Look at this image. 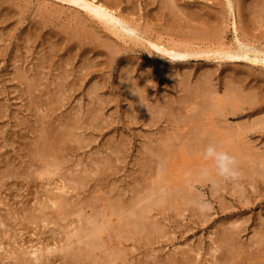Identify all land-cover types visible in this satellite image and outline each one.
<instances>
[{
	"label": "rangeland",
	"instance_id": "1",
	"mask_svg": "<svg viewBox=\"0 0 264 264\" xmlns=\"http://www.w3.org/2000/svg\"><path fill=\"white\" fill-rule=\"evenodd\" d=\"M6 1H9V2H6ZM13 3L16 1V0H11ZM18 1V2H17ZM16 2L17 3H19L18 5L16 4V2L14 3V5H13V3L12 2H10V0H0V36H2L1 38H0V103H1V106H0V124L1 123H3V125H1L0 126V131H2V132H0V137H1V139H0V155H3V154H5V152H7L8 154H6L7 156V158H3V157H0V159H2L4 162H8L9 163V167L8 168H10V170H12L11 171V175L9 176V177H12V178H9V177H4V178H2V177H0V214L2 213V215L4 214H6L5 216H7L8 215V221H6V220H4V222L2 223V219L0 220L1 221V223L2 224H6V225H2L1 223H0V229H1V226H3V227H5V228H7V226H8V228H11V229H7V231L5 230V228L3 229V232H4V230H5V232L4 233H6L7 232V235H5L4 233H0L1 235H3L4 234V236H1L0 235V238H2V239H0V242H2V243H0L1 245V247H0V264H15V263H17V264H59L60 262L62 263L63 261H64V264H72L73 263V261H74V259H71L70 257V254H64V252H63V250L60 252V250L58 251H54V243L57 245H59V240H62V239H65L66 240V238L67 237H69L70 239V241H71V243L72 244H74V242L73 241H76L77 239H76V236H74V234H75V232L73 231L72 232V234H67V232H69V230L71 229V228H74L75 226H74V224H76V223H74L73 222V219H75L74 221H76V219H77V216H84V215H86V216H88V212L87 211H89L90 212V214H91V209H88V207L89 206H91L90 208H92L93 209V207L95 208V207H98V205H100L101 203H100V199L101 198H106L105 199V201H107L108 199H110V197L113 195H115V197L118 195V193L119 192H121L122 190H124L123 192H124V194H122V197L123 198H128L129 196H130V193L132 192V189H130V187L132 186V188L134 189L135 187L137 188L139 185V187L137 188V190H140V189H143V187L141 188V186H143L144 185V187L146 188L148 185H146L145 183H149V181H151L150 180V178L152 179L153 177H151L152 175H155V174H157V172H158V170L160 169V168H158L157 166H160L159 165V162H158V160L157 159H155L154 158V156L153 155H151V154H153V153H149L147 150H146V148L144 147L145 145H143V144H146L147 142L148 143H150V141H155V138H157V136H158V134H159V132L161 133V134H163V131H162V129H163V124L162 125H160L159 124V128H154V127H152L151 128V130L150 129H148L146 126H144V125H142V123L141 122H137L136 123V125L135 126H129L128 127V123H129V119L127 120V118H128V116H127V114L126 113H128V115L130 114V112H129V106H128V102H127V100H125V95H123V94H125L124 93V91L122 90V89H124V86L125 85H123L122 83H121V81L120 80H122L121 78H125V76H124V74H123V77H122V75H121V77H120V73H122V72H120L122 69H123V73H126V74H130V76H131V79L133 80H139V81H141L140 79H142V78H146V77H144V76H151L150 78H152V79H146L147 81H148V83H147V81L144 83V84H146L148 87H149V93L153 96V98H154V100L155 99H157V98H160L162 95H163V97L165 98H163L162 97V99L163 100H170V99H175L176 97H177V95H178V92H176L175 90H173V88L172 87H170L171 89H168L169 88V86H173V84H174V82H176V81H178L179 79H182L181 77H183V71H186L187 70V74H189L190 75V77H191V79L190 80H192V81H190L189 80V84L190 85H192L193 83H194V81L196 82V80H198V77H199V75L201 74V72H203V71H205V70H211L212 72H213V74H214V77L215 78H213V79H215V80H213V83H216L217 84V86L216 87H218L219 88V93L222 91V84L226 81V80H228V75H227V70H228V68L229 69H231L230 68V66H229V63H228V65H227V63L226 62H222V61H217V62H219V63H216V64H214L215 63V60L213 61L212 59H209V58H205V54H197L196 56H191V57H185V58H178V57H172V59L171 58H168V55L167 54H165V53H163V52H161L162 54H160V51H158V50H155L154 49V47L153 46H151L150 47V45H148V44H140V43H136L135 42V44H134V40H131V39H129V38H127V37H120V36H118L117 37V35H114V36H112L111 35V32L110 31H108L107 29L106 30H104L105 28L104 27H101L102 25L101 24H99V22H97V21H95L96 19H93V18H91V16H89L88 17V15L86 14V12H84V10H82L83 8L82 7H79V6H77V5H73V3H69V2H67V1H64V0H27V1H25V0H17ZM103 1H105V0H100L99 2H103ZM113 1V2H112ZM236 1V2H235ZM252 1V2H251ZM255 1V2H254ZM25 2H28V3H25ZM42 2V3H41ZM44 2V3H43ZM152 2V3H151ZM160 2V3H159ZM174 2L176 3V5L178 6L179 5V7H177V8H183L184 10H182V12H181V10L179 9V11H178V16H176V17H174V18H171V17H169V15H167L168 14V11L166 10V9H162L161 10V0H151L150 2H149V0H146V1H144V0H111V2H110V0H106L105 1V3H107V4H109V6H112L113 5V8H115V12H119L120 10V12H123V10H124V13H126V15L127 16H130L131 14V16H130V18L131 19H134L133 21H134V23L135 24H137L139 27H141L140 29H144V31H145V33H144V35H146L147 36V32L149 33L148 34V37H147V39H149V40H151V41H154V40H160V41H163L164 43H166V42H172V40H174L172 43H176L177 41H179V40H186V41H195L196 40V42L199 40V38H198V36L196 35V34H194L193 33V31L192 30H194V29H196L197 27H198V29L200 30V28L204 25V24H206L207 23V21H205V22H201V21H203L202 19H204L205 17H206V19L205 20H207V19H211V15L212 14H214V15H216V17H221V14L223 13L222 11L223 10H225L226 9V4H224V2H225V0H174ZM231 2H232V5L234 6V8L236 7V5L237 4H240V3H242L243 4V13H242V15H241V17H242V19H238L237 18V13H236V10H235V18H236V20H237V22H238V20H240L239 21V23H237V27L242 31V33L244 32V33H246V35L248 36V38L250 39V41H251V43H253V45L255 46L254 48H256L257 47V49L258 50H260V48H264L263 46H264V19H260L259 21H258V16L254 13V11H257V10H254V9H258V7L263 3L264 4V0H231ZM249 2H251V3H249ZM257 2H258V4H257ZM8 3V4H7ZM11 3H12V5H11ZM22 3H24V5L22 4ZM104 3V2H103ZM104 3V4H105ZM112 3V4H111ZM116 3V4H115ZM126 3H128V4H126ZM148 3V4H147ZM235 3V4H234ZM6 4V5H5ZM15 4H16V6H15ZM22 4V5H21ZM45 4V5H44ZM150 4H152V5H150ZM196 4H198V6L196 5ZM202 6H201V5ZM222 4V5H221ZM250 4H252V5H250ZM260 4V5H259ZM3 5V6H2ZM146 5H148V7L146 6ZM183 5V6H182ZM187 5V6H186ZM205 5V6H204ZM221 5V6H220ZM247 5V6H246ZM10 6V7H9ZM20 7V9L22 10L21 12L20 11H18V10H20V9H18V10H16V8L15 9H13L14 7ZM24 6V7H23ZM128 6V7H127ZM159 6V7H158ZM216 6V7H215ZM248 6H252V8H254L253 9V11H252V9L250 10V8L251 7H249L248 8ZM3 7V8H2ZM23 9H22V8ZM200 7H205V9L208 7H210L211 8V12L213 11L212 9H214V12L211 14V15H208V13H207V10L206 11H204L205 9L203 8L202 9V11H200L198 8H200ZM225 7V8H224ZM246 7L249 9V10H247L246 9ZM9 8V9H8ZM118 8V9H117ZM186 8V9H185ZM189 10H188V9ZM190 8H192L191 10H190ZM196 9V11H195V9ZM207 8V9H208ZM209 8V9H210ZM42 9V10H41ZM45 9V10H44ZM120 9V10H119ZM127 9H129V12L131 13L130 15H129V12H126V11H128ZM130 9H132V10H130ZM148 9V10H147ZM155 9V10H154ZM219 9V10H218ZM223 9V10H222ZM245 9V10H244ZM119 10V11H118ZM153 10L155 11V12H153ZM186 10V11H185ZM9 11V12H8ZM24 11V12H23ZM44 11H46V12H44ZM132 11V12H131ZM156 11H158V13H156ZM194 11V12H193ZM200 11V12H199ZM218 11H219V13H218ZM246 11V12H245ZM248 11V12H247ZM251 11V12H250ZM23 12V14H21ZM151 12V13H150ZM185 12H187V14L185 13ZM188 12H189V14L190 15H188ZM195 12H197V13H195ZM199 12V13H198ZM220 12H222L221 14H220ZM42 13V14H41ZM46 13V14H45ZM48 13V14H47ZM50 13H51V16H50ZM123 13V14H124ZM148 13H150V14H148ZM165 13V14H164ZM205 13V14H204ZM217 13V14H216ZM248 13L250 14V15H248ZM4 14V15H3ZM39 14H41V15H39ZM43 14H45V15H43ZM134 14V15H133ZM140 14V15H139ZM161 14V15H160ZM198 14H200L201 15V18L198 20L197 19V17H199L200 15H198ZM219 14V15H218ZM6 15H7V17H6ZM17 15V16H16ZM21 15V16H20ZM150 15H152V16H150ZM153 15H155V16H153ZM180 15V16H179ZM182 15H183V17H182ZM193 15V16H192ZM203 15H205V16H203ZM247 15V16H246ZM34 16V17H33ZM40 16V17H39ZM159 16H160V19H158L159 18ZM163 16V17H162ZM227 16V15H226ZM136 17V18H135ZM137 17H138V19H137ZM154 17V18H153ZM167 17V18H166ZM180 17V18H179ZM194 17V18H193ZM208 17V18H207ZM38 18H40V19H38ZM91 18V19H90ZM147 18V20H144V19H146ZM149 18V19H148ZM151 18V19H150ZM162 18V19H161ZM170 18H171V20H170ZM179 18V19H178ZM229 18V17H228ZM240 18V17H239ZM255 18V19H254ZM264 18V17H263ZM46 19V20H45ZM52 19V20H51ZM89 19L91 20V21H89ZM141 19H142V21H141ZM181 19V20H180ZM231 19V17L229 18V20ZM254 19V20H253ZM34 20V21H33ZM42 20V21H41ZM135 20H138V21H135ZM152 20H154V21H156V20H158L159 22H157V23H155L154 21V24L152 25L151 23H152ZM163 20H165L166 21V23H165V21H163ZM174 20H175V23H176V25H177V27H179V28H175V27H173V25L175 24L174 23ZM188 20V21H187ZM196 20V21H195ZM252 22H251V21ZM49 22V23H46V22ZM148 21V22H147ZM149 21H150V23H149ZM165 23H163V22ZM179 21V22H178ZM184 21V22H183ZM193 21H195V22H193ZM258 23H257V22ZM79 22H83V26H82V29H83V31L86 29H84V27H90L88 30L86 29V31H88V32H85V33H89L88 35H82L81 33L83 32L82 31V29L80 30V29H78V27H79ZM95 22V23H94ZM137 22V23H136ZM167 22H168V25H167ZM179 24H178V23ZM191 22V24H189ZM250 22H251V24H250ZM256 23V24H252V23ZM41 23V24H40ZM91 23H93V24H91ZM98 23V24H97ZM143 23H145L146 24V26H145V24L144 25H142ZM161 23H163L164 25H167V26H164L163 24H161ZM170 23H171V25H170ZM196 25H194V24ZM198 23V24H197ZM243 23V24H242ZM260 23L262 24L261 26H260ZM44 24V25H43ZM79 24V25H78ZM82 24V23H81ZM141 26H140V25ZM159 24V25H158ZM188 24L190 25V27H192L191 29H190V27H188ZM41 25H43V27L41 26ZM99 25V26H98ZM150 25V26H149ZM155 25H156V28H155ZM161 25V26H160ZM179 25V26H178ZM187 25V26H186ZM253 25V26H252ZM39 26L41 27V28H43V29H41V28H39ZM78 26V27H77ZM142 26H144V27H142ZM154 26V27H153ZM159 26V27H158ZM172 28H170V27ZM182 28H189L188 30H187V28H186V30L188 31V32H186V30H183V29H181V27ZM92 27V28H91ZM95 27V28H94ZM97 27V28H96ZM147 27V28H146ZM150 27V28H149ZM163 27V28H162ZM195 27V28H194ZM39 28V29H38ZM76 28V29H75ZM79 28H81V27H79ZM102 28H103V31H102ZM154 28V29H153ZM230 26H228V31H226V32H228L227 34L225 33V35H224V41H226L227 42V44L229 45V44H232V39H228V38H232L233 37V33H232V28H230ZM74 29L75 30H80L81 32H79V33H77L78 34V38H79V34L83 37V40H82V38H81V36H80V38L79 39H81V40H78V38H76L77 36H72L73 34V32L72 31H74ZM90 29H92V31L91 32H89L90 31ZM147 29V30H146ZM152 29V30H151ZM163 29V30H162ZM165 29V30H164ZM176 29H179V30H182V31H184V32H182V31H179V30H176ZM246 29V30H245ZM257 29V30H256ZM97 30V31H96ZM151 30V31H150ZM155 30V31H154ZM176 30V31H175ZM197 30V29H196ZM231 30V31H230ZM251 30V31H250ZM66 31V32H65ZM76 31V32H77ZM99 31V32H98ZM105 31H107V33L105 32ZM163 33H162V32ZM173 31H175V32H173ZM179 31V32H178ZM231 33H230V32ZM31 32V33H30ZM76 32L74 33V35L76 34ZM92 32H94L93 34H92ZM103 32V33H102ZM109 32H110V34H109ZM166 32V33H165ZM168 32V33H167ZM191 32V33H190ZM252 32V33H251ZM2 33H3V35H2ZM51 33V34H50ZM97 33V36L96 37H94V35ZM152 33H153V35H152ZM159 33V34H158ZM179 33V34H178ZM189 33V34H188ZM255 33V34H254ZM68 34V35H67ZM76 34V35H77ZM93 35V37H91L92 35ZM104 36H103V35ZM151 34V35H150ZM155 34V35H154ZM158 34V35H157ZM165 34L166 36L164 37L163 35ZM168 34V35H167ZM173 34V35H172ZM177 34V35H176ZM187 34V35H186ZM159 35H161L162 36V38L161 37H159ZM228 35H229V37H228ZM256 37H255V36ZM258 35V36H257ZM68 36V37H67ZM88 36V37H87ZM90 36V37H89ZM117 38H116V37ZM154 36V37H153ZM167 36H168V38H167ZM181 36V37H180ZM187 36V37H186ZM232 36V37H231ZM252 36V37H251ZM24 37H26L27 39V41L25 40V38ZM98 37V38H97ZM101 37V41H103L102 39H106V38H108V40H109V42L111 41L112 43H104V42H107L106 40H104V42H102V43H104L103 45H101L102 43L100 42V41H98V40H100L99 38ZM154 39H153V38ZM156 37H158V38H156ZM175 38V39H173V38ZM195 37V38H194ZM74 38V39H73ZM92 38V39H91ZM97 38V39H96ZM156 38V39H155ZM194 38V39H193ZM1 39H3V41H1ZM63 39H65V40H63ZM73 39V40H72ZM87 39H90V41L89 40H87ZM124 39V40H123ZM164 39H166V40H164ZM172 39V40H171ZM8 40V41H7ZM22 40V41H21ZM70 40H72V41H70ZM76 40H78L77 42H76ZM91 40H94V42H91ZM123 40V41H122ZM131 40V41H130ZM262 40V41H261ZM29 41H31L32 43L31 44H29L28 42ZM65 41V42H64ZM88 41L90 42V45L88 46ZM95 41H96V43H95ZM64 42V43H63ZM73 44H72V43ZM98 42H99V44H98ZM230 42V43H229ZM29 45H28V44ZM56 43V44H55ZM65 43H68V46H67V44H66V46H65ZM70 43V44H69ZM80 43V44H79ZM94 43H95V45H94ZM191 43V42H190ZM192 43H195V42H192ZM23 44H27V50H26V48L24 47V45ZM75 44V45H74ZM77 44V45H76ZM93 44V45H92ZM111 44L113 45V46H116L114 49L113 48H111L112 49V51L110 50V46H111ZM262 44V45H261ZM6 45V46H5ZM49 45V46H48ZM64 45V46H63ZM70 45V46H69ZM101 45V46H100ZM106 45L108 46L109 45V47H108V49H107V47H106ZM145 45V46H144ZM203 45H207L206 43H203ZM5 46V47H4ZM17 46V47H16ZM33 46V47H32ZM88 46V47H87ZM105 46V47H104ZM149 46V47H148ZM197 47V46H199V47H201L200 46V44L199 43H196V44H194L193 45V47ZM35 47V48H34ZM41 47V48H40ZM43 47V48H42ZM46 47H48V48H46ZM49 47H50V49H49ZM63 47V48H62ZM260 47V48H259ZM101 48V49H100ZM16 49V50H15ZM31 49V50H30ZM32 49H34V50H32ZM38 49H40V50H38ZM45 49V50H44ZM98 49H100V50H98ZM103 49V50H102ZM17 50H18V52H17ZM30 50V51H29ZM35 50H37V51H35ZM47 50H49V51H47ZM27 51V52H26ZM51 51V52H50ZM4 52V53H3ZM26 52V53H25ZM40 52V53H39ZM50 54H49V53ZM57 52V53H56ZM7 53V54H6ZM22 53V54H21ZM32 53V54H31ZM46 55H45V54ZM48 53V54H47ZM54 53V54H53ZM24 54H26L25 56H24ZM57 54V55H56ZM85 54H87V55H85ZM98 54V55H97ZM108 54V55H107ZM19 55V56H18ZM21 55H23V57L21 56ZM34 55V56H33ZM85 55V56H84ZM94 55H95V57H94ZM101 55V56H100ZM166 55V56H165ZM26 56H28V58L26 57ZM35 58L34 60H33V57ZM52 56H54V57H52ZM69 56V57H68ZM91 56H92V60H90V58H91ZM97 56V57H96ZM100 56V57H99ZM106 56H109V57H106ZM36 57H37V59H36ZM42 57V61H44L45 63H43V62H41V60H38V59H40ZM63 57H67V58H65V60H66V62H65V60H64V58ZM86 57V58H85ZM94 57V58H93ZM170 57V56H169ZM14 58H15V60H16V63H14ZM55 58V59H54ZM89 58V59H88ZM109 58V59H108ZM112 58V59H111ZM4 59V60H3ZM12 59V60H11ZM30 59V60H29ZM50 59V60H49ZM81 59H83L82 61H84V62H82L81 61ZM87 59H88V61H87ZM12 61V63H14V64H11V61ZM32 60V61H31ZM64 60V61H63ZM68 60V61H67ZM70 60V61H69ZM107 60V61H106ZM65 62L64 63V65H63V62ZM86 61V62H85ZM90 61V62H89ZM242 61H244V62H242ZM36 63V62H40L41 64H42V66H43V68L44 69H40V68H34V72H37L39 69V72L40 71H42L41 72V74H40V79L41 78H43V79H41L39 82L42 84V82H45L44 84H40L39 86H38V88H33L32 90H31V92H33L34 93V97H35V95H37L38 94V96H36V100H38V102H36V100L33 98V97H29V95H30V93H26V92H23L24 91V86L23 85H21L22 84V82H21V80H19V83L17 84V80H18V77L17 76H15V74H14V72L17 70L18 72H19V70H21V68H23V70H21L22 72H26V74H28L27 76H29V75H31L32 76V66H35L34 65V63ZM94 62V63H93ZM32 65V66H28V65H30V64ZM48 63V64H47ZM59 63V64H58ZM82 65H80V64ZM85 63H87V65L89 64V66H86V64H85V66H84V64ZM93 63V64H92ZM96 63V64H95ZM107 63V64H106ZM222 63V64H221ZM246 63V64H245ZM248 63H250V64H248ZM18 64V65H17ZM55 64V65H54ZM68 64V65H67ZM80 65L79 67L77 66V65ZM100 64V66H99V68L100 69H98V65ZM214 64V65H213ZM255 64V65H254ZM44 65H46V67H47V70L45 69L46 67H44ZM51 65H52V67H51ZM60 67H59V66ZM62 65V66H61ZM93 65L94 66H96V67H94V69H91V68H93ZM126 65V66H125ZM129 67H128V66ZM215 65H217L216 66V68H214L215 67ZM221 65V66H220ZM237 65H238V67H235L234 69H236V68H244L246 71H247V69H248V72L250 71L251 73H250V77L248 78V79H250V80H252V81H250L251 83L252 82H254L255 83V86H257V87H259L260 86V88L262 87L263 89H261L262 91V93L264 94V65H262L261 63H253V62H250V61H248V60H246V62H245V60H241V61H239V62H237ZM12 66H13V69H11L12 68ZM22 66V67H21ZM54 66H56V67H59L58 69L55 67L54 68ZM75 66H76V69H75ZM84 66V67H83ZM92 66V67H91ZM101 66H103L102 68L103 69H101ZM150 66V67H149ZM155 66V67H154ZM213 68H212V67ZM243 66V67H242ZM255 66V67H254ZM260 66V67H259ZM263 66V67H262ZM29 67V68H28ZM31 67V68H30ZM62 67V68H61ZM80 67L82 68V69H80ZM86 67H87V69H86ZM209 67H211L210 69H209ZM222 67V68H221ZM225 67V68H224ZM246 67V68H245ZM18 68H20V69H18ZM51 68V69H50ZM72 68V69H71ZM170 68V69H169ZM175 68H176V71H172V70H175ZM207 68V69H206ZM30 69V70H29ZM57 69V70H56ZM71 69V70H70ZM84 69V70H83ZM98 69V70H97ZM126 69L127 70H129L128 72L129 73H127V71H126ZM219 69V70H218ZM14 71V72H11V71ZM45 70L46 71H48V72H45ZM54 70V71H53ZM62 70V71H61ZM73 70V71H72ZM77 70L78 71H80V72H82V73H80V72H77ZM172 72H171V71ZM214 70H215V72H214ZM222 70V71H221ZM252 70V71H251ZM17 71L15 72L16 74H17ZM57 71H59V72H61L63 75L64 74H66L65 75V77H63L62 78V74H60V75H58L59 73L57 72ZM68 71H70V72H68ZM126 71V72H125ZM145 71V72H144ZM154 71V72H153ZM167 71H168V73H169V71H170V73L171 74H168V75H172L173 76V73H175L174 74V76L171 78V77H169L168 75H167ZM189 71H191V72H189ZM11 72V73H10ZM77 72V73H76ZM89 72V73H88ZM142 72H144V76L142 75ZM147 72L149 73V74H147ZM225 72H226V74H225ZM255 74H254V73ZM10 73V74H9ZM44 73V74H43ZM75 73V74H74ZM146 73V74H145ZM219 73H220V75H219ZM9 74V75H8ZM12 74L14 75V77H16V78H14V77H12ZM18 74H20V72L18 73ZM48 74V75H47ZM89 74V75H88ZM92 74V75H91ZM152 74V75H151ZM166 74V75H165ZM193 74V75H192ZM197 74H198V76H197ZM11 75V76H10ZM47 77H46V76ZM53 75H58V76H60V78L57 76H53ZM176 75V76H175ZM256 75V76H255ZM42 76V77H41ZM70 76V77H69ZM72 76V77H71ZM74 76V77H73ZM104 76H106L105 78H104ZM137 76H139L138 78H137ZM147 76V77H148ZM166 76V77H165ZM219 76V77H218ZM224 78H223V77ZM227 76V77H226ZM13 79H12V78ZM30 77V76H29ZM68 79H67V78ZM218 77V78H217ZM252 77V78H251ZM9 78H11L13 81H11ZM55 78H58L59 80H60V82H62V85L65 83L66 85H63V86H70L69 88H64V87H62L61 89H63L62 90V92H61V89L60 90H58L59 89V87H58V84H59V86L61 85V83L60 82H58ZM67 80H66V79ZM71 78V80L74 78V84L73 85H70V81L71 80H69ZM93 78V79H92ZM179 78V79H178ZM259 79L258 81L257 80H253V79ZM62 79V80H61ZM97 81H96V80ZM119 79V80H118ZM175 79H177V80H175ZM217 79V80H216ZM219 79V80H218ZM10 82H9V81ZM82 80H83V82H82ZM133 80V81H134ZM151 80H152V82H151ZM170 80V81H169ZM173 82H172V81ZM263 80V81H262ZM42 81V82H41ZM77 81V82H76ZM92 81V83H89V82H91ZM95 81V82H94ZM122 81H124V79L122 80ZM138 81V82H139ZM215 81V82H214ZM262 81V83H260ZM16 82V83H15ZM58 82V83H57ZM69 82V83H68ZM96 83L97 82V85H99V87H100V89H99V91H98V96L100 97L101 96V98H106L107 100H108V103H106V106L104 107V112L106 113V112H111L110 114L109 113H106V115H105V113H104V115L105 116H108V117H105L104 119L106 120H109V121H101V123L100 122H98V124L100 125V126H103V129L101 130V132L99 131V130H96V129H91V127L90 126H88V129H87V127H86V131L85 132H81L82 134H80L81 136H85L84 138H86V136L89 138V140L91 139L92 140V142H90L89 141V143L87 142L88 141V138H86L87 140L85 141V144L83 143V144H81V146H79L78 145V143H74V145L73 144H71V143H73L74 141H70V143L68 142V147H74L73 149H71L72 151H70V152H64L61 156H62V158L64 159V160H66L65 162H64V164L62 165H60V172H59V168H57L56 169V171L59 173V174H57L56 173V175L58 176H56V179H53V178H55V177H52L51 175H47V174H45L46 175V177L44 178L43 176H45V175H43V171L41 170V169H38V168H44V166H43V164H41V162L40 161H32V162H29V159H31V155H29L30 154V150H32V149H30L29 150V154H26V153H28V152H26L25 150L26 149H23V148H25V147H27V149H29L28 147H31V146H28V142H31L32 141V136H33V134L35 135V133H38V129H42L43 127H44V130L46 129V130H48V129H52V130H54L55 132H57L58 134H63V132H62V130H63V128L62 127H59V124H60V126H62L63 124H65V123H67V121H68V119H69V121H71V118L69 117V116H71V115H69L68 113H73L72 114V117H74V116H76V115H79V117H80V115H82L81 113H83V115H84V117L83 118H85V116H86V113H87V109L86 108H88L89 107V104H90V101L88 100V98L90 97V94L88 93V92H90V88H91V86L94 84V83ZM98 82L101 84V86H102V88H101V86H100V84H98ZM137 82V81H136ZM192 82V83H191ZM221 82V83H220ZM223 82V83H222ZM250 82H249V84H250ZM57 83V84H56ZM71 83H73V80H72V82ZM78 83V84H77ZM121 83V84H120ZM258 83V84H257ZM68 84V85H67ZM219 84V85H218ZM19 85V86H18ZM47 85V86H46ZM55 85L57 86L56 87V89H55ZM61 85V86H62ZM77 85V86H76ZM46 86V87H45ZM71 86H72V89H71ZM151 86V87H150ZM168 86V88H166ZM22 87H23V90H22ZM47 87H49V89H50V91H48L49 89H47ZM73 87H74V89H76L75 91H74V89H73ZM89 90H88V89ZM122 88V89H121ZM38 89V91H36ZM44 89H46V90H44ZM55 89V90H54ZM21 90H22V92H21ZM67 90V91H66ZM69 90H71L70 91V94H66L65 92H69ZM120 90V91H119ZM51 91H53L54 92V94L55 93H57V95H56V97H58V95H59V92L60 93H65L66 94V100L65 101H63V102H61V104H59L57 101L55 102V95H53V93L51 92ZM123 91V92H122ZM165 91H168V92H166V94H165ZM46 92V93H45ZM49 92V93H48ZM51 92V93H50ZM84 92H87L86 93V95H85V93ZM122 92V93H121ZM171 92V93H170ZM174 93V94H173ZM40 94V95H39ZM161 94V95H160ZM169 94H171V95H169ZM221 94V93H220ZM18 95V96H17ZM68 95L69 96H71V97H68ZM157 95V96H156ZM30 96H32V95H30ZM40 96V97H39ZM48 96V97H47ZM87 96V97H86ZM264 96V95H263ZM18 99H17V98ZM52 97V98H51ZM124 97V98H123ZM83 98V99H82ZM91 98H92V94H91ZM91 98H89L90 100H91ZM32 99H33V101H34V103H35V105L34 104H32ZM54 99V100H53ZM64 99V98H63ZM114 99V100H113ZM117 99V100H116ZM51 101L52 103H54V105H55V103H57V107L56 106H53V105H51L50 106V104H49V101ZM68 100V101H67ZM103 100H105V99H103ZM47 101V103H46V105H45V103L44 102H46ZM120 101V102H119ZM2 102H3V104H2ZM88 102H89V104H88ZM93 102V100L91 101V104H93L92 103ZM4 103H5V105H4ZM65 104V105H63V104ZM81 103V104H80ZM85 103H87V104H85ZM110 103V104H109ZM262 103V104H261ZM28 104V105H27ZM83 104V105H82ZM112 104V105H111ZM58 105H59V107L61 108H59L58 107ZM86 105H87V107H86ZM5 106V107H4ZM8 106V107H7ZM46 106V107H45ZM63 106V107H62ZM78 106V107H77ZM81 106V107H80ZM91 106V105H90ZM262 107V108H264L263 106H264V100H263V102H260L259 103V105H257V103L255 104H253V107H254V113H256V110L259 108V107ZM27 107V108H26ZM29 107V108H28ZM44 107L45 108H47V110H44ZM52 107H54L53 109L55 110V107H56V109L57 110H53L52 109ZM74 107H77V109H78V111H80V113L78 114V112L76 111V108H74ZM80 107V108H79ZM83 107H85V109L83 108ZM260 107V108H261ZM51 108V109H50ZM72 108V109H71ZM4 111H3V110ZM38 109V110H37ZM114 109V110H113ZM70 110H72V111H70ZM84 110H86L85 111V114H84ZM125 112H124V111ZM3 111V112H2ZM6 111V112H5ZM48 111V112H47ZM50 111H52L53 113L52 114H50ZM75 112V114H74V112ZM43 112V113H42ZM65 112H67V118H66V116H65ZM262 112H264V111H262ZM262 112H259V114L257 113V115L256 114H252V117H254V116H258V117H260V115L262 116L264 113H262ZM4 113V114H3ZM6 113V114H5ZM41 113H42V115H41ZM123 113H125V114H123ZM44 114H47V117H46V115H44ZM61 114V115H60ZM108 114V115H107ZM50 115V116H49ZM52 115V116H51ZM82 115V116H83ZM120 115V116H119ZM125 115V119L127 120H125V119H123L124 116ZM42 116V117H41ZM59 116H61V117H63L62 118V120H67V121H62L61 120V117L59 118ZM127 116V117H126ZM16 117V118H15ZM58 117V118H57ZM114 117V118H113ZM122 117V118H121ZM40 118V119H39ZM43 118V119H42ZM49 118L51 119V118H53L51 121L49 120ZM57 120H59V121H56V119ZM65 118V119H64ZM82 120H83V118L82 117H80ZM120 118V119H119ZM19 119H21V122L22 121H24V123L22 124L21 122H20V120ZM113 119V120H112ZM240 118H238V119H234V122L235 121H237V120H239ZM49 120V121H48ZM80 120V119H79ZM118 122H117V121ZM125 120V121H124ZM230 121L229 122H233V119H229ZM3 121H5V122H3ZM19 122V123H21V124H18V123H15V122ZM41 121H44V122H41ZM47 121L49 122V123H47ZM56 121V122H55ZM69 121H68V125H71L70 123H69ZM113 121V122H112ZM35 122V123H34ZM37 122H41L40 123V125H38L37 124ZM53 123L54 122V127H52L51 128V126L53 125V124H50V123ZM59 122V123H58ZM62 122V123H61ZM108 122V123H107ZM18 124L19 125V127H18V125H15V124ZM58 123V124H57ZM71 123H72V121H71ZM102 123H104V124H102ZM105 123H107V124H105ZM138 123H140V124H138ZM32 124H34V125H32ZM49 124V125H48ZM116 124V125H115ZM118 124V125H117ZM123 126H122V125ZM5 125V126H4ZM48 125V126H47ZM107 125V126H106ZM114 125V126H113ZM138 125V126H137ZM140 125V126H139ZM142 125V126H141ZM3 126H4V128H3ZM9 126H11L12 127V129H11V127H9ZM40 126V127H39ZM50 126V127H49ZM109 126H111V127H109ZM118 126V127H117ZM162 126V127H161ZM37 127V128H36ZM59 127V129H57ZM116 127V128H115ZM136 127V128H135ZM169 127V126H168ZM3 128V129H2ZM31 128H32V130H31ZM95 128V127H94ZM146 128V129H145ZM34 129H36V130H34ZM107 131H106V130ZM113 129V130H112ZM127 129H129V130H127ZM133 129V130H132ZM158 129H160V131H158ZM15 130H16V132H15ZM89 130V131H88ZM149 130V131H148ZM29 131V132H28ZM31 131H33L32 133H30ZM36 131V132H35ZM92 131V132H91ZM94 131V132H93ZM107 133H106V132ZM113 131H114V133H113ZM148 131V132H147ZM40 132H42V130L40 131ZM109 132H111V133H109ZM119 132V133H118ZM132 132V133H131ZM133 132H135V133H133ZM150 132V133H149ZM27 133V134H26ZM90 134V135H86V134ZM109 133V134H108ZM124 134V137H123V134ZM157 133V134H156ZM32 134V135H31ZM96 134V135H95ZM106 134H107V136H106ZM112 135V137L111 138H109L111 135ZM117 134V135H116ZM148 134V135H147ZM154 134H156V135H154ZM20 135H22V137L20 136ZM30 135V136H29ZM98 135V136H97ZM110 135V136H109ZM129 135V136H128ZM146 135H147V137H149V138H147L146 137ZM152 136V139H151V137L150 136ZM154 135V136H153ZM160 135V134H159ZM263 135H264V133H263ZM26 136V137H25ZM80 136V137H81ZM90 136H92V138L90 137ZM116 136V137H115ZM119 136H121V138L119 137ZM128 136V138H126ZM20 137H21V139H20ZM31 137V140L29 139ZM97 137V138H96ZM130 137V138H129ZM146 137V138H145ZM256 137V138H255ZM258 137V138H257ZM7 141V140H9V142H11V143H13V145L12 144H10V143H8V141L6 142L7 144H9V145H7L6 143H4L5 142V140ZM83 138V139H84ZM252 138H254V139H256L257 141L255 142V146H258L259 147V150H263L264 148V136H263V138L262 137H260V136H254V137H252ZM261 138V139H260ZM20 139V140H19ZM106 139V140H105ZM108 139V140H107ZM116 139H118L119 141H120V139L121 140H123L124 139V141L125 142H127L128 143V146L127 147H125V148H123V152H121V153H119V155H118V159H119V161H121V158L124 156V158H122V161L120 162V163H116V160H115V158L113 157V155L110 153V150L112 149V147L110 146L111 145V143H113L114 142V140L116 141ZM4 140V141H3ZM12 140V141H11ZM23 140H28L26 143H24V141ZM85 140V139H84ZM112 140V141H111ZM117 140V141H118ZM147 140H149V141H147ZM260 140V142H258ZM18 141H19V143L21 142V144H19L18 143ZM106 141V142H105ZM108 141V142H107ZM152 141V142H153ZM23 142V143H22ZM76 142V141H75ZM87 142V143H86ZM107 143L106 145L108 146V147H111V149H109L106 145H105V143ZM131 142V143H130ZM133 142V143H132ZM263 142V143H262ZM3 143V144H2ZM103 143V144H102ZM141 143H143L142 145H143V147H141L139 144H141ZM260 143V144H259ZM18 144V145H17ZM23 144V145H22ZM87 144V145H86ZM131 144V145H130ZM7 145V146H6ZM29 145H31V144H29ZM86 145V146H85ZM103 145H105V146H103ZM134 147H133V146ZM261 145V146H260ZM16 146L17 147H19V146H24V147H20V149L22 150L23 149V151L22 152H24V153H21V151H17L16 149H18V148H16ZM76 146V147H75ZM88 146V147H87ZM99 146H101V149H100V147ZM3 147V148H2ZM67 147V148H68ZM99 147V148H98ZM102 147H104V148H102ZM15 148V149H14ZM107 148H108V150H107ZM140 148H143V149H140ZM145 148V149H144ZM19 149V150H20ZM78 149H80V150H78ZM104 149L105 150H107V152L105 151L104 152ZM15 150H16V152H15ZM78 150V151H77ZM82 150V151H81ZM95 150V151H94ZM28 151V150H27ZM75 151V152H74ZM80 151V152H79ZM98 151V152H97ZM100 151V152H99ZM103 153H102V152ZM72 152H74V153H72ZM97 152V153H96ZM126 152V153H125ZM200 152V151H199ZM188 153V155H187V157H186V161H184V163H185V166L189 169V166H193L192 167V169H191V173H192V176H190L189 178H186L187 180L188 179H194V178H198V179H201V181L200 182H203L202 184H200V183H195L194 185V188H195V192H197L198 193V191H199V193L201 192V194H203V195H201V196H199L198 195V199H200L202 202H204L203 204H206V208H204L203 210H201V212L199 213V212H197V214L199 215V217L197 216V217H195L194 218V221L192 222L191 220V218L190 217H188L187 216V212H184V216H182V217H178L177 216V214H173V212H176V211H169V212H167V214L165 215V216H167V221H165V220H163V218L162 217H160L159 219H160V224L164 227L162 230V238H161V236H159L162 240H160V239H158V245H157V243L155 244V245H153V246H151V247H147V246H145L144 245V243L142 242V241H140V242H136V243H126V242H124V244H123V246H122V248L121 249H123L122 251L124 252V254H121V263L122 264H127V262L126 261H128V264H136V261H137V259H138V261L141 259L140 257H142L143 258V261H142V259L140 260V262H138L137 264H142L143 262L145 263V258L144 257H146V259L148 260V261H150L149 259H151L152 261L154 260V258H159V257H161L162 259H163V257H164V259L163 260H165V258L167 259V258H172V257H175V259H179V257L180 256H185L186 254H188L187 255V257L186 258H190V256L193 258V259H195L193 262H194V264H215L214 262H212L214 259H215V257L217 256V254L220 252V251H217V252H215L214 253V255H215V257H214V259H212V261H211V258L210 257H212L213 258V254H212V251H211V249H209V247H212L213 246V243H216L218 246L219 245H222V240H220L219 238L220 237H222V235L220 236V234H224V232H222V231H226L227 230V228H229L230 230H232V222H234V220H235V222L236 221H238L239 223H240V225H239V223L238 222H236V224H237V226L239 225L240 227H238V229H240V231L236 228V232H234V237H235V239H236V244L234 245V247H236V248H238L240 251H241V254L240 255H245L246 253H248V254H246V257H248V256H250L252 253H254L255 254V252H256V247L255 246H258V244H261V240H262V237L260 238V236L262 235L263 237H264V209H263V206H264V195H263V193H264V190H262V188L264 189V184H262L261 182H260V184H257V188H256V192H253L252 193V191H251V189H250V187H249V185H248V188H247V186H246V184H245V188H244V190H245V192L243 193V194H241L240 195V198L238 197V195H237V193L238 192H232V190H229V189H232L233 188V191H234V182H233V179L231 178V180L232 181H227L228 180V178H230V175L229 174H231L232 173V167H230V166H232V160L230 161V158L232 159V152H229V151H227V154H228V156H227V154H226V156H225V158L223 159V157H224V155L222 154V152L221 151H216V152H212V154H211V152H209V153H205V152H201V153ZM14 153V154H13ZM71 153V154H70ZM102 153V154H101ZM105 153V154H104ZM109 153V154H108ZM215 153H216V156H214L215 155ZM21 154V155H20ZM23 154H25V155H23ZM96 154V158H95V156L94 157H92V155H95ZM121 154H123L122 155V157H120L121 156ZM143 154H145V156H144V158L142 157V155ZM148 154V155H147ZM212 156H211V155ZM222 154V155H221ZM224 154H225V152H224ZM104 156V155H110V156H112L111 158L113 159V160H115V165L117 166H110V165H112V164H108V165H105L104 166V162H105V160L101 157H98V156ZM190 155V156H189ZM218 155V156H217ZM222 157H221V156ZM4 157H5V155H3ZM12 156V157H11ZM21 156H22V158H21ZM25 156V157H24ZM66 156L68 157L69 156V158H66ZM74 158H72V157ZM153 156V157H152ZM190 158H189V157ZM195 156V157H194ZM199 156H201V157H199ZM203 156V157H202ZM12 158V160L10 159V158ZM80 159H79V158ZM90 157V158H89ZM106 157V156H105ZM104 157V158H105ZM148 157V158H147ZM149 157L151 158V160L149 159ZM155 157H156V155H155ZM197 157V158H196ZM209 157V158H208ZM216 157H218L217 159H219V160H217L216 159ZM226 157H227V159H226ZM8 158H9V161H8ZM66 158V159H65ZM76 158V159H75ZM92 158H93V160H92ZM97 158H98V160H97ZM143 158V159H142ZM199 158H201V161H203V165L206 167H204V166H202L201 164H202V162L200 163V159ZM26 159V160H25ZM28 159V160H27ZM75 161H73V160ZM82 159V160H81ZM102 159V160H101ZM148 161H147V160ZM196 159H197V161H196ZM205 159V160H204ZM78 160H80V161H78ZM142 160V161H141ZM143 160H144V162L145 163H143V164H141V162H143ZM179 160V159H178ZM228 160V161H227ZM12 161V162H11ZM90 161H92L93 162V164H91L92 162H90ZM96 161H99V162H101V163H99V162H97L96 163ZM146 161H147V164L148 163H150L151 162V164L150 165H152V166H154V164L156 165V167L154 166L153 168H152V170H151V167L152 166H150L149 167V164H148V168H150V170L149 171H151V173L152 172H155V169H156V172L155 173H152V175H150L151 173L149 172V171H147L148 169L146 168ZM154 161V162H153ZM188 161V162H187ZM211 161V162H210ZM215 161H217V162H215ZM219 161H221L220 163H219ZM225 161V162H224ZM227 161V162H226ZM36 162V163H35ZM37 162H38V164H37ZM71 162V163H70ZM85 162H87V163H85ZM117 162H118V160H117ZM194 162H196V163H194ZM6 163H3L2 161L0 162V167H1V165L3 166V164H6ZM14 163H15V165H14ZM75 163L77 164H79V165H75ZM102 163H103V166H102ZM137 163H140V164H137ZM154 163V164H153ZM190 163V164H189ZM192 163L194 164V165H192ZM222 163V164H221ZM72 164H74L73 165V167H72ZM81 164H82V166H83V169L81 168L82 166H81ZM88 164H91L92 166V168L90 167V165L89 166H87ZM158 164V165H157ZM209 164H211V165H209ZM212 164H213V167H212ZM226 164H228V165H226ZM21 165H25L26 166V169H23V168H25L24 166L22 167ZM42 167H41V166ZM70 165V166H69ZM94 165V166H93ZM96 165H98V166H96ZM145 167H144V166ZM226 165V166H225ZM28 166V167H27ZM29 166H31V167H29ZM36 166V167H35ZM40 166V167H39ZM64 166V167H63ZM107 166L108 167H110V169H108L107 168ZM194 166H195V168H194ZM201 166V167H200ZM215 166V167H214ZM223 166H224V168H223ZM5 167V165L3 166V168ZM66 167V168H65ZM84 167H86V169H88V171H86V169L84 168ZM99 167H101V168H99ZM103 167V168H102ZM113 167H115V169L113 168ZM142 167H144L145 169H142ZM197 167V168H196ZM202 167H204V169H205V171H203L204 169L202 168ZM212 167V168H211ZM2 168V169H3ZM22 168V169H21ZM29 168V169H28ZM30 168L32 169L31 171H29V172H26V171H28V170H30ZM62 168V169H61ZM69 168H72L71 170H69ZM113 168V171H111V169ZM139 168H140V170H139ZM155 168V169H154ZM199 168V169H198ZM209 168V169H208ZM210 168H211V170H210ZM17 169V170H16ZM34 169V170H33ZM65 169V170H64ZM75 169V170H74ZM79 171H78V170ZM81 169V170H80ZM85 169V170H84ZM101 169V170H100ZM106 169V170H105ZM111 171L110 173H108L109 171ZM201 169V170H200ZM207 169V170H206ZM216 169V170H215ZM231 170V171H229V170ZM22 172H21V171ZM26 170V171H25ZM44 170V169H43ZM61 170H64V171H62V173H61ZM139 170V171H138ZM143 170V171H142ZM210 170V171H209ZM34 171L35 172H37L38 171V173L37 174H39V173H41V174H39L40 176H41V178H39V177H36L37 175H35V174H33L34 173ZM84 171V172H83ZM94 171H97L95 174H94ZM149 172V174L147 175V174H145V172ZM196 171V172H195ZM200 171L202 172V174L200 173ZM19 172H20V174H19ZM87 172H88V174H87ZM141 172V173H140ZM195 172V173H194ZM207 172V173H206ZM211 172H214L215 173V175H214V173H211ZM28 175V176H26V174ZM65 173V174H64ZM74 174V173H80V175L81 176H85L86 175V182H85V185L86 186H82V189H80L79 187V189L77 188H75L74 186L75 185H73V187L75 188H73L72 187V185L70 186V184L72 183V182H70V184L69 185H66L67 183H69V182H67V183H65V182H62V181H59V180H63V179H66V180H68V178H70L69 176V174ZM83 175H82V174ZM90 173V174H89ZM102 173V174H101ZM140 173V174H139ZM18 174V175H17ZM30 174H32V175H35V176H33L34 177V179H35V181L33 180V178H32V180L33 181H31V178L30 177H32V176H30ZM63 175V176H60L59 177V175ZM101 174V175H100ZM108 174V175H107ZM145 174V175H144ZM197 174H201V176H199L198 177V175ZM205 174V176H203ZM210 174H211V176H210ZM219 174V175H218ZM229 176H228V175ZM16 176V179H15V176ZM22 175V176H21ZM43 175V176H42ZM68 177H67V176ZM92 175H93V177H92ZM144 175V176H143ZM194 175V176H193ZM19 176L21 177V178H19ZM48 176H50V178H51V180H50V178L48 177ZM55 176V175H54ZM101 176H103V177H101ZM147 176H149V177H147ZM207 176V177H206ZM209 176H210V179H209ZM14 177V178H13ZM18 177V178H17ZM23 177V178H22ZM26 177V178H25ZM27 177H29L28 178V183L26 184V179H27ZM49 178V181H48V178ZM67 177V178H66ZM92 177V178H91ZM101 177V178H100ZM134 177V178H133ZM142 177V178H141ZM200 177H202V178H200ZM212 177H214V179L212 178ZM228 177V178H227ZM2 178V179H1ZM98 178V179H97ZM99 178H100V181H98L99 180ZM102 178H104V179H102ZM130 178H131V180H130ZM138 178V179H137ZM139 178H141V179H139ZM144 178H146L145 180H143ZM215 178L217 179V181L219 182V183H217V181L215 180ZM258 178V177H257ZM23 179V180H22ZM29 179H30V181H29ZM45 179H47V180H45ZM57 179H59V180H57ZM71 179V178H70ZM69 179V180H70ZM89 179V180H88ZM134 179H136L137 181L135 182V180ZM203 179H204V181H203ZM258 179H260V178H258ZM1 180H4V183H2L3 181H1ZM40 180H42V181H44L43 183H42V181H40ZM104 180L105 181H107L106 183L104 182ZM141 180V184H140V181ZM206 180V181H205ZM216 181V183H213V181ZM22 181V182H21ZM48 181V182H47ZM51 181V182H50ZM60 183H59V182ZM88 181V182H87ZM134 181V182H133ZM11 184H10V183ZM50 182V183H49ZM98 182V183H97ZM99 182H101L100 184H102V185H100L99 184ZM138 182V183H137ZM143 182V183H142ZM145 182V183H144ZM232 182V183H231ZM21 183H22V185H21ZM61 183H65V185H66V187L67 188H69V186L71 187V188H73V190H74V192L70 189V192H68L66 189H64L63 188V191H62V189L61 190H59L60 189V185H62ZM92 183H95V185H93ZM112 183H114V184H112ZM134 183V184H133ZM205 183V184H204ZM226 183V184H225ZM229 183H231L229 186L230 187H228V184ZM10 184V185H9ZM43 184V185H42ZM44 184L46 185V184H48L47 186H44ZM53 184V185H52ZM137 184H139V185H137ZM210 184V185H209ZM216 184V185H215ZM233 184V185H232ZM92 185H93V187H95V190H97V191H95L94 189V191L92 190ZM113 186L114 185V187L113 188H109V190L111 191H108L107 189H105V186H106V188H108V186ZM119 186V188L117 187V186ZM127 185V186H126ZM137 185V186H136ZM146 185V186H145ZM205 185V186H204ZM211 185H212V187H211ZM57 187V188H59L58 190H56L55 189V187ZM59 186V187H58ZM89 186V187H88ZM102 186V187H101ZM129 186V187H128ZM261 186V187H260ZM54 189H53V188ZM97 187V188H96ZM99 188V189H98ZM105 190H104V189ZM123 188V189H122ZM130 190V192L127 190ZM135 188V189H136ZM140 188V189H139ZM208 188L210 189V192H209V194H208ZM213 188H215L214 190H213ZM228 188V189H227ZM258 188H260V189H258ZM84 189V190H83ZM88 189H91L92 191H93V193H92V191H91V193L88 191ZM101 189H102V191H101ZM113 189V190H112ZM116 189H118V193L116 194ZM122 189V190H121ZM64 190H66V193H65V191ZM99 190H100V192L102 193V195H99V194H101V193H99ZM121 190V191H120ZM261 190V191H260ZM57 191H59L60 193H58ZM63 193H62V192ZM71 191H72V193H71ZM83 191V192H82ZM105 191V192H104ZM143 191V190H142ZM144 191H145V189H144ZM212 191V192H211ZM51 192V193H50ZM52 192H55V194H54V196L56 195V198L57 197H59V199L61 200V198H62V202H64L65 203V205L67 206L66 208H65V210L66 211H68V213H66V214H64V213H61V214H63V217H62V219H64V220H62L61 218H60V216H59V218L57 217V214H55V213H57V212H54L55 210L54 209H57L55 206H54V208L52 209V207H53V205H52V203H51V201H50V199L52 198L53 199V196L51 197V196H49V195H51L52 194ZM57 192V193H56ZM98 192V193H97ZM107 192V193H106ZM108 192H110V194H108ZM218 192V195H219V197H216V194L215 193H217ZM248 192V193H247ZM48 193H50V194H48ZM62 193V194H61ZM68 193V194H67ZM76 193H80L77 197L75 196V200H73L74 202H72V201H70L71 200V197H72V195L74 194H76ZM106 194V195H104V194ZM198 193V194H199ZM214 193V194H213ZM233 193H234V196H233ZM236 193V194H235ZM256 193V194H255ZM48 194V195H47ZM65 194V195H64ZM86 194V195H85ZM88 194V195H87ZM99 195V196H97V195ZM221 194V195H220ZM71 195V197H69ZM73 195V196H74ZM82 195H84V196H82ZM91 195H92V198H93V202L96 200V198H97V200H99V204L97 203V202H95L96 204H98V205H96V204H93V202L90 204V202H88V201H90V199H88V198H91ZM94 195H95V197L96 198H94ZM126 195V196H125ZM217 195V196H218ZM256 195V196H255ZM89 196V197H88ZM101 196V197H100ZM102 196H104V197H102ZM112 196V197H113ZM214 196L216 197V198H214ZM241 196H242V198H244V199H242L241 198ZM44 197H47V198H44ZM68 197H69V199L70 200H68ZM82 197H84V198H82ZM86 197H88V198H86ZM100 197V198H99ZM238 197V198H237ZM253 197H255V198H253ZM67 198V199H66ZM108 198V199H107ZM44 199V200H43ZM51 199V200H52ZM55 199V198H54ZM64 199V200H63ZM73 199H74V197H73ZM85 199V200H84ZM111 199H113V198H111ZM110 199V200H111ZM239 199H240V201H239ZM252 199V200H251ZM41 200H43V203L42 204H40V202H41ZM70 201V202H72V203H69L68 201ZM96 200V201H97ZM239 202H238V201ZM245 201V202H243V201ZM256 200V201H255ZM36 201H38L37 203H36V205H34L35 204V202ZM40 201V202H39ZM44 201H45V203H44ZM77 201H78V203H77ZM79 201L82 203H79ZM85 201H87V203L88 204H90L89 206H87L88 204H84L83 202H85ZM47 202H49V204H47ZM220 202V203H219ZM242 204H241V203ZM86 203V202H85ZM244 203V204H243ZM262 203V204H261ZM2 204V205H1ZM47 204V205H46ZM84 204V205H83ZM37 205H38V208L40 207V210L42 211V212H40V210L38 211L39 213H37V214H39V215H43L44 214V216H46V215H48L46 218H53V219H51V220H54L55 219V221L57 220L56 219V217L58 218V220L60 219V220H62V221H64V224L62 223V222H60V220L58 221H56V222H59V223H57L59 226L61 225H64L65 227H66V225H68L69 227H66L67 229H65L64 228V226H63V228L62 229H64V230H62V229H60L59 230V228H58V230L60 231H57L59 234V236L56 234V231L54 232V230H55V225H57V224H55V225H53V223L51 224V223H49V225H46L45 223H47L48 224V221H46L45 223H44V221H37V219H38V215L36 214V212H37V209L38 208H36L37 207ZM76 205V207L80 210H75V212H81L80 214L78 213H75L74 214V212H72V208H73V206H75ZM261 205V206H260ZM6 206V207H5ZM84 206H86V208L84 207ZM210 208H209V207ZM227 206V207H226ZM76 207H74L75 209H76ZM233 207V208H232ZM82 208H84V210L82 209ZM23 209V211H21ZM27 209H29L30 210V213H31V215H29L28 213H29V210H27ZM44 209H46V210H44ZM71 209V210H70ZM7 210V211H6ZM44 210V211H43ZM7 212V213H4V212ZM9 211V212H8ZM13 211H15V212H13ZM28 213H27V212ZM70 211V212H69ZM73 211H74V209H73ZM203 211V212H202ZM26 212V215L28 216H26L27 218H25V219H27V221L26 222H28V223H26V222H24V220L22 221L19 217H21L20 215H21V213H22V215L24 214ZM35 212V213H34ZM49 212V214H47ZM54 212V214H52ZM10 213V214H9ZM11 213H13L15 216H17V218L16 219H18V220H15L14 219V215L13 214H11ZM17 213H19V214H17ZM32 213H34L35 215H36V219H35V215L34 214H32ZM45 213H46V215H45ZM204 213H205V215H204ZM154 214V213H153ZM1 215V216H2ZM3 215V216H4ZM11 215V216H10ZM13 215V216H12ZM54 215H56V217L54 216ZM200 215H203V216H200ZM0 216V217H1ZM3 216H2V218H3ZM19 216V217H18ZM23 216H25V215H23ZM23 216H22V219H23ZM34 217V220L32 221V218L30 219V217ZM62 216V215H61ZM70 217V219L71 218H73V219H69L68 218V220L72 223H67L66 225H65V223L68 221L67 219H65L66 217ZM170 216V218L171 219H169L170 221H172V220H175V221H172V222H170L169 220H168V217ZM13 217V218H12ZM39 217H41V216H39ZM259 217V218H258ZM260 217H261V219H260ZM7 217H5V219H6ZM180 218H182V219H180ZM259 220H258V219ZM4 219V218H3ZM14 219V220H13ZM29 219H30V221H32V222H30L29 221ZM40 219V218H39ZM162 219V220H161ZM191 219V220H190ZM236 219H238V220H236ZM12 220V221H11ZM47 220V219H46ZM49 220V219H48ZM67 220V221H66ZM179 220V221H178ZM243 220V221H242ZM35 221V222H34ZM256 221V222H255ZM38 222V223H37ZM41 222V223H40ZM231 222V223H230ZM261 222V223H260ZM10 223H11V225H10ZM30 223H32V225L30 224ZM34 223L36 224V225H34ZM44 223V224H43ZM176 223V224H175ZM259 223L260 224H262V225H259ZM165 224V225H164ZM169 224V225H168ZM39 225H41V227H42V225H44L42 228H43V230H44V227H46L47 229H50L51 228V230L52 229H54L53 230V232L55 233H51L52 231L50 230L49 232H48V230H47V232H46V228H45V230L43 231L42 230V228H40V226ZM46 225V226H45ZM52 227H54V228H52ZM70 225L72 226V227H70ZM167 225H168V227H167ZM175 227H174V226ZM242 225V226H241ZM259 226V228H260V226H261V228H262V230H263V232H260V231H262V230H258V226ZM35 226V227H34ZM39 228H38V227ZM61 226H60V228H61ZM178 227V228H177ZM224 227V228H223ZM70 228V229H69ZM77 228H78V226H77ZM169 228V229H168ZM221 228H222V230H221ZM242 229V230H241ZM57 230V229H56ZM66 230H68V231H66ZM73 230V229H72ZM71 230V231H72ZM74 230L76 231L77 229H75L74 228ZM166 230V231H165ZM168 230V231H167ZM0 231H2V230H0ZM167 233H165V232ZM170 231V232H169ZM252 232H253V234H252ZM260 232V233H259ZM67 234L66 236L67 237H65L64 236V238H63V234ZM218 233H219V235H218ZM259 233V234H258ZM52 234V235H51ZM11 235H14V236H11ZM57 235V236H56ZM258 235V236H257ZM49 236H52V237H49ZM61 236H62V238H61ZM217 236V237H216ZM248 236H249V238L251 239H248ZM49 237V238H48ZM56 237V238H55ZM215 237V238H214ZM241 237V238H240ZM44 238V239H43ZM212 238V239H211ZM252 238H254V239H252ZM260 238V239H259ZM41 239V240H40ZM46 239V240H45ZM48 239V240H47ZM50 239H52V241L50 240ZM55 239H57V242H56V240ZM75 239V240H74ZM242 239H243V241H242ZM40 240V241H39ZM43 240V241H42ZM54 240V241H53ZM69 240H68V238H67V240L65 241V242H67V243H65L64 242V240H62L61 242H60V245H64V246H66L67 247V249H69V253L71 252V247L72 246H75V245H78V243L77 244H74V245H71V243L69 242ZM215 240V242H213ZM46 241V242H45ZM48 241V242H47ZM219 241V242H218ZM242 241V242H241ZM256 241L258 242V243H256ZM35 242H36V244H38L39 243V245H40V243L42 242V246H44V244H43V242L47 245L48 244V247H50L51 246V248H50V250H51V253H48L47 254V252L43 249V251H45V252H43V254H44V256L42 255L40 258H42L40 261H42V262H38L37 260H39V259H34L33 260V254H32V251L37 247V245H34L35 244ZM51 242H52V244H53V247H52V244H51ZM64 244H63V243ZM218 242V243H217ZM68 243H70V244H68ZM220 243V244H219ZM239 243V244H238ZM245 243V244H244ZM249 243V244H248ZM33 246H32V245ZM140 244V245H139ZM215 244V245H216ZM247 244V245H246ZM40 245V246H41ZM132 245L134 246V247H132ZM157 245V246H156ZM216 245V246H217ZM250 245V246H249ZM255 245V246H254ZM36 246V247H35ZM40 246H38V247H40ZM64 246H63V248H64ZM127 246H130V247H127ZM137 246H138V248H137ZM158 246H159V249L161 250H159V249H156V248H158ZM25 248V249H23V251H22V248ZM30 247V248H29ZM56 248L57 247H59V246H55ZM132 247V248H131ZM163 247V248H162ZM260 247L261 246H259V247H257L258 249H257V251L260 249ZM14 248H18L19 250H16V249H14ZM31 248H33V249H31ZM55 248V249H56ZM126 248H129L128 250L129 251H124V249L126 250ZM133 249V252L132 251H130L131 249ZM137 248V249H136ZM150 248H152L153 249V252H152V249H150ZM179 248H182L181 250H184V253H186V254H182V251L180 250H178ZM184 248V249H183ZM253 248V249H252ZM10 249V250H9ZM28 251H27V250ZM64 249H66V248H64ZM119 249V248H118ZM121 249H119V250H121ZM143 249H145L144 251H143ZM156 249V250H155ZM174 249V250H173ZM185 249H187L186 251H185ZM222 249H223V251H228L229 253H226V254H228L229 256H227L228 258L227 259H225V257L226 256H221L220 258H216L217 259V264H224L223 262H222V260L223 261H227V260H229L230 259V254H231V251H232V244L230 245V247L229 248H223L222 247ZM230 251H229V250ZM241 249H243V250H241ZM27 251V253H26V251ZM29 250H30V252H29ZM32 250V251H31ZM54 252H53V251ZM147 250H148V253H147ZM149 250H151V255L149 254L150 252H149ZM155 250V251H154ZM168 250V251H167ZM200 250V251H199ZM210 250V251H209ZM234 250V249H233ZM254 250V251H253ZM11 253H10V252ZM143 251V252H142ZM189 251V252H188ZM208 251V252H207ZM22 254H21V253ZM30 254H29V253ZM57 252H60V254L59 253H57ZM131 252V253H130ZM144 252H145V254H144ZM155 252H159L158 253V255H156V253ZM167 254H166V253ZM171 252V253H170ZM181 252V253H180ZM198 252V253H197ZM245 252V253H244ZM14 253V254H13ZM25 253V254H24ZM45 253H46V255H45ZM53 253H54V255H53ZM66 253V252H65ZM142 253V254H141ZM164 253V254H163ZM173 253V254H172ZM190 253H193V254H190ZM196 253H197V255H196ZM224 253V252H223ZM224 253V254H225ZM243 253V254H242ZM11 254H13V255H11ZM127 256H126V255ZM137 254V255H136ZM138 254H140V255H138ZM143 254H144V257H143ZM162 254V255H161ZM168 254L170 255V256H168ZM175 254V255H174ZM177 254V255H176ZM189 254H190V256H189ZM195 254V255H194ZM223 254V255H224ZM11 255V256H10ZM51 255H52V257H53V259H52V257H51ZM55 255H57V257L55 256ZM131 255H132V257H131ZM160 255V256H159ZM240 255H236L237 257L238 256H240ZM248 255V256H247ZM13 256V257H12ZM49 256H50V258H49ZM136 257V259L134 260V258ZM138 256V257H137ZM172 256V257H171ZM208 256V257H207ZM16 257V258H15ZM44 257H46V258H44ZM59 257V258H58ZM101 257H103V254H101ZM110 256H108V258H109ZM119 257H120V254H119ZM218 257V256H217ZM234 258L233 260L235 261H237L238 260V258ZM10 258H11V260H10ZM13 258L15 259V260H13ZM29 258H32V259H29ZM48 258L49 259H51V260H49L48 261ZM69 258V259H68ZM105 259L107 258V257H104ZM107 258V259H108ZM131 258V259H130ZM192 258H190V259H192ZM255 259H251L250 261H248V262H254V260H259V259H261V257L260 256H255L254 257ZM259 258V259H258ZM18 259L20 260V262L18 261ZM44 259V260H43ZM57 259V260H56ZM60 261H59V260ZM201 259V260H200ZM208 259H210V261L208 260ZM22 260H24V261H22ZM46 260V261H45ZM54 260V261H53ZM56 260V261H55ZM68 260H69V262H68ZM102 260V259H101ZM131 260V261H130ZM146 260V261H147ZM204 260V261H203ZM205 260H207L208 262H206ZM14 261H16L15 263H12V262H14ZM18 261V262H17ZM102 261H104V260H102ZM100 262L101 264H104L106 261H104V262ZM130 261V262H129ZM178 261V260H177ZM198 261V262H197ZM200 261V262H199ZM220 261V262H219ZM22 262V263H21ZM47 262V263H46ZM50 262V263H49ZM58 262V263H57ZM120 262H118L117 261V264H121ZM187 262V261H186ZM206 262V263H205ZM233 262V261H232ZM75 263H77V261H75ZM85 263V262H84ZM99 263V264H100ZM185 263V261L184 262H180V261H178V263L177 264H184ZM63 264V263H62ZM74 264V263H73ZM78 264V263H77ZM85 264H87V263H85ZM106 264H107V262H106ZM109 264V263H108ZM258 264V263H257Z\"/></svg>",
	"mask_w": 264,
	"mask_h": 264
},
{
	"label": "bare ground",
	"instance_id": "2",
	"mask_svg": "<svg viewBox=\"0 0 264 264\" xmlns=\"http://www.w3.org/2000/svg\"><path fill=\"white\" fill-rule=\"evenodd\" d=\"M17 1V0H16ZM15 1V2H16ZM20 1V0H19ZM25 1H27V0H25ZM45 1V0H44ZM47 1V0H46ZM59 1V0H58ZM62 1V0H61ZM64 1H67V2H69V3H73V5L75 4V5H77V6H79V7H82L83 9L82 10H84V12H86V14L88 15V17L89 16H91V18H93V19H96L95 21H97V22H99V24H101L102 26L101 27H104L105 29L104 30H108V31H110L111 32V35L112 36H114V35H117V37L118 36H120V37H127V38H129V39H131V40H134V44H135V42L136 43H140V44H148V45H150V47L151 46H153L154 47V49L155 50H158V51H160V54H162L161 52H163V53H165V54H167L168 55V58H171L172 59V57H178V58H185V57H191V56H196L197 54H205V58L207 59V58H209V59H212L213 61L215 60V63L214 64H216V63H219V62H217V61H222V62H226L227 63V65H228V63H229V66H230V68L231 69H229L228 68V70H227V75H228V80H226L221 86H222V91L219 93V88L218 87H216L217 86V84L216 83H213V80H215V79H213V78H215L214 77V74H213V72L211 71V70H208L207 68V70H205V71H203V72H201V74L199 75V77H198V80H196V82L194 81V83L192 84V85H190L189 84V80L191 79V77H190V75L189 74H187V70L186 71H183V77H181L182 79H179L178 81H176V82H174V84H173V86L171 85V86H169V88H168V86L166 87V88H168V89H171L170 87H172L173 88V90H175L176 92H178V95H177V97L175 98V99H170V100H163L162 99V97H163V95L160 97V98H157V99H155L154 100V98H153V96L149 93V87L146 85V84H144L147 80V78L148 79H152V78H150L151 76H144L143 74H144V72H142V75L144 76V77H146V78H142V79H140L141 81H139V80H132L131 79V76H130V74H126V73H123V69L120 71V72H122V73H120V77H121V75H122V77H123V74H124V76H125V78H121L122 80L124 79V81H122V80H120L121 81V83L123 84V85H125L124 86V89H122L123 91H124V93L125 94H123V95H125V100H127V104H128V106H129V112H130V114L128 115V113H126L127 114V116H128V118H127V120L129 119V123L127 124L128 125V127L130 126H135L136 125V123L137 122H141L142 123V125H144V126H146L148 129H150L151 130V128L152 127H154V128H159V124L160 125H162L163 124V129H162V131H163V134H161L160 132H159V134H158V136H157V138H155V141H150V143H146V144H143V143H141V144H139L140 146L143 144V145H145L144 147L146 148V150L149 152V153H153V154H151V155H153L154 156V158L155 159H157L158 160V162H159V165L160 166H157L158 168H160L159 170H158V172H157V174H155V175H152V173H155L156 172V169H155V172H152L151 173V171H149L150 170V168H148V164H149V167L150 166H152V165H150L151 164V162L150 163H148L147 164V161H146V168L148 169L147 171H149L151 174L150 175H152L151 177H153L152 179L150 178V180L151 181H149V183L147 184V183H145L146 185H148L146 188L144 187V185L143 186H141V188L143 187V189H140V190H137V188L140 186L139 184H137V185H139L136 189L134 188H132V186L130 187V189H132V192L130 193V196L128 197V198H123L122 197V194H124V190H120L121 192H119L118 193V189H116V194L118 193V195L115 197V195L112 197H110V199L111 198H113V199H108L107 201H105V199L106 198H101L100 200V205H98L99 203V200H97V196H99V195H102V193L100 192V190H99V193H101V194H99V195H97L96 197H95V195H94V198H96V200L93 202L92 200H93V198H92V195H91V198H88V197H86V198H88V199H90V201H88V202H90V204L93 202V204H96L95 202H97L98 204H96V205H98V207H93V209L92 208H90L91 206H89L90 204H88L87 203V201H85V202H83L84 204H88L87 206H89L88 207V209H91L92 211H91V214H90V210L89 211H87L89 214H88V216H86V215H84V216H77V219H76V221H74L75 219H73V218H71V219H73V222L74 223H76V224H74V228L75 229H77L76 231L74 230V228H69L70 230H69V232H67V234H72V232L74 231L75 232V234H74V236H76V241H73L74 242V244H77L78 243V245H75V246H72L71 247V252L69 253L68 251H69V249H67V247L66 246H64V245H60V242L62 241V240H64V242L67 240V238H68V240L70 239L69 237H67L68 235L67 234H63V238H64V236L65 237H67L66 238V240L65 239H62V240H59L58 242H59V245L57 244H55L54 243V251L56 250H60V252L63 250V252H64V254H70V258L71 259H74V261H73V263L74 264H85V263H87V264H99L102 260H104V261H106L107 262V264L109 263V264H117V261L118 262H120L121 261V257L123 256H121V254H124V252L122 251L123 249H121L122 248V246H123V244H124V242H128V243H136V242H140V241H142L143 243H144V245L145 246H147V247H151V246H153V245H155L157 242H158V239H160V240H162L161 238H162V229L164 228L161 224H160V217H162L163 218V220H165V221H167L166 219H167V216H165L166 214H167V212H169V211H176V212H173V214L175 213V214H177V216L178 217H182V216H184L183 214H184V212H187V216L188 217H190L191 219V221L193 222L194 221V218L195 217H199V215L197 214V212H201V210H203L204 208H206L207 206H206V204H203L204 202H202L200 199H198V195L199 196H201V195H203V194H201V192L199 193V191H198V193L197 192H195V188L197 187H195L194 188V184L195 183H200V184H202L203 182H200L201 181V179H198L197 177L196 178H194L193 180L190 178V179H186V178H189L190 176H192V173H191V169H192V167L193 166H189V169L185 166V163H184V161H186L187 159H186V157H187V155H188V153H198L199 151V153H201V152H207V153H209V152H211V154H212V152L214 153V152H216V151H223L222 152V154L224 155V157H223V159L225 158V156H226V154H227V151H229V152H232V159L230 158V161L232 160V166H230V167H232V173L233 172H235V173H237L238 175H237V177L235 178V179H233V182H234V191H233V188L232 189H229V190H232V192H238L237 193V195H238V197L240 198V195L241 194H243L244 192H245V190H244V188H245V184H246V186H247V188H248V185H249V187H250V189H251V191H252V193L253 192H256V188L258 187L257 186V184H260V182L262 183V184H264V149L263 150H259V147L258 146H255V142L257 141L256 139H254V138H252V137H254V136H260V137H262L263 138V133H264V114L261 116L260 115V117H256V116H254V117H252V114H256L257 115V113L259 114V112H262V111H264V108H262L261 106V108L259 107L257 110H256V113H254V107H253V104L255 103H257V105H259V103L260 102H263V100H264V94L261 92L262 90L261 89H263L262 87L260 88V86L259 87H257V86H255V83L254 82H250V81H252V80H250V79H248L251 75H250V71L248 72V69H247V71L244 69V68H236V69H234L235 67H238V65H237V62H239V61H241V60H245V62H246V60H248V61H250V62H253V63H261L262 65H264V48L262 49V48H260V50H258L257 49V47L256 48H254L255 46L253 45V43H251V41H250V39L248 38V36L246 35V33H242V31L237 27L238 25H237V23H239V21L240 20H238V22H237V20H236V18H235V10H236V13H237V18L238 19H242V17H241V15H242V13L244 12L243 11V4L242 3H240V4H237L236 5V7L234 8V6L232 5V2H231V0H225V2H224V4H226L225 6H226V9L225 10H223L222 12H220V14H221V17H216V15H214V14H212L213 12H214V9H212L213 11L211 12V8L209 9L208 7V9L206 8L205 9V7H203L205 10L204 11H206L207 10V13H208V15H211V19H207V20H205L206 19V17L204 18V19H202L201 18V15L200 14H198V15H200L199 17H197V19L199 20L200 18L203 20V21H201V22H205V21H207V23L206 24H204L201 28H200V30L198 29V27L196 28V29H194V30H192L193 31V33L194 34H196L197 36H198V38H199V40L196 42V40L194 41H186V40H179V41H177L176 43L174 42V43H172L174 40H172V42L170 41H168V42H166V43H164L163 41H160L159 39L158 40H154V41H151V40H149V39H147V37H148V34L150 33H148L147 32V36L146 35H144V33H145V31H144V29L142 30V29H140L141 27H139L137 24H135L134 23V19H131L130 18V16L132 15L130 12H129V9H127L128 11H126V12H129V15L130 16H127L126 15V13H124V10H123V12H120L119 10V12H115L116 10H115V8H113V5L112 6H109V4H107V3H105V1H103V2H99L100 0H64ZM144 1H146V0H144ZM151 0H149V2H150ZM159 1V0H158ZM6 2H9V1H6ZM10 2H12L11 0H10ZM14 2V3H15ZM18 2V1H17ZM16 2V4L18 5L19 3H17ZM48 2V1H47ZM110 2H111V0H110ZM113 2V1H112ZM236 2V1H235ZM252 2V1H251ZM251 2H249V3H251ZM255 2V1H254ZM13 3V2H12ZM12 3H11V5H12ZM14 3H13V5H14ZM25 3H28V2H25ZM42 3V2H41ZM44 3V2H43ZM152 3V2H151ZM160 3V2H159ZM1 4V3H0ZM8 4V3H7ZM16 4H15V6H16ZM23 5H24V3H22ZM21 4V5H22ZM112 4V3H111ZM116 4V3H115ZM126 4H128V3H126ZM148 4V3H147ZM235 4V3H234ZM257 4H258V2H257ZM6 5V4H5ZM20 5V4H19ZM18 5V6H19ZM45 5V4H44ZM150 5H152V4H150ZM197 6H198V4H196ZM201 5V4H200ZM222 5V4H221ZM220 5V6H221ZM250 5H252V4H250ZM260 5V4H259ZM3 6V5H2ZM14 7L13 9H15L16 8V10H18V9H20V7ZM147 7H148V5H146ZM161 7V10L162 9H166L167 11H168V14L167 15H169V17H171V18H174V17H176V16H178V11H179V9L181 10H184L183 8H177V7H179V5L177 6L176 5V3L174 2V0H161V5H160ZM183 6V5H182ZM187 6V5H186ZM202 6V5H201ZM205 6V5H204ZM247 6V5H246ZM253 6V5H252ZM252 6H248V8L249 7H251L250 8V10L252 9V11H253V9L254 8H252ZM10 7V6H9ZM24 7V6H23ZM128 7V6H127ZM159 7V6H158ZM216 7V6H215ZM3 8V7H2ZM22 8V7H21ZM202 7H200V8H198L200 11H202V9H203ZM225 8V7H224ZM247 7H246V9L247 10H249ZM9 9V8H8ZM23 9V8H22ZM118 9V8H117ZM186 9V8H185ZM188 9V8H187ZM192 8H190V10H191ZM195 9V8H194ZM42 10V9H41ZM45 10V9H44ZM130 10H132V9H130ZM148 10V9H147ZM155 10V9H154ZM153 10V12H155ZM182 10H181V12H182ZM189 10V9H188ZM219 10V9H218ZM245 10V9H244ZM254 10H257V11H254V13L258 16V21L260 20V19H264L263 17H264V4L262 3L259 7H258V9H254ZM18 11H22L21 9L20 10H18ZM186 11V10H185ZM195 11H196V9H195ZM199 11V12H200ZM243 11V12H242ZM9 12V11H8ZM24 12V11H23ZM23 12L21 13V14H23ZM44 12H46V11H44ZM132 12V11H131ZM194 12V11H193ZM198 12V13H199ZM246 12V11H245ZM248 12V11H247ZM251 12V11H250ZM124 13V14H123ZM151 13V12H150ZM150 13H148V14H150ZM156 13H158V11H156ZM186 14H187V12H185ZM195 13H197V12H195ZM218 13H219V11H218ZM42 14V13H41ZM41 14H39V15H41ZM46 14V13H45ZM45 14H43V15H45ZM48 14V13H47ZM165 14V13H164ZM191 14V13H190ZM189 14V12H188V15H190ZM205 14V13H204ZM217 14V13H216ZM4 15V14H3ZM134 15V14H133ZM140 15V14H139ZM161 15V14H160ZM219 15V14H218ZM227 15V16H226ZM248 15H250L249 13H248ZM17 16V15H16ZM21 16V15H20ZM50 16H51V13H50ZM150 16H152V15H150ZM153 16H155V15H153ZM180 16V15H179ZM193 16V15H192ZM203 16H205V15H203ZM247 16V15H246ZM6 17H7V15H6ZM34 17V16H33ZM40 17V16H39ZM163 17V16H162ZM182 17H183V15H182ZM231 17V19L229 20V18ZM240 17V18H239ZM90 18V19H91ZM136 18V17H135ZM154 18V17H153ZM167 18V17H166ZM171 18H170V20H171ZM180 18V17H179ZM178 18V19H179ZM194 18V17H193ZM208 18V17H207ZM38 19H40V18H38ZM89 19V21H91ZM137 19H138V17H137ZM149 19V18H148ZM151 19V18H150ZM158 19H160V16H159V18ZM162 19V18H161ZM175 19V18H174ZM255 19V18H254ZM253 19V20H254ZM46 20V19H45ZM52 20V19H51ZM144 20H147V18L146 19H144ZM181 20V19H180ZM34 21V20H33ZM42 21V20H41ZM135 21H138V20H135ZM141 21H142V19H141ZM154 20H152V25L154 24V22L155 23H157V22H159L158 20H156V21H154ZM163 21H165V20H163ZM162 21V22H163ZM188 21V20H187ZM196 21V20H195ZM195 21H193V22H195ZM251 21V20H250ZM261 21V20H260ZM46 22V21H45ZM148 22V21H147ZM179 22V21H178ZM177 22V23H178ZM184 22V21H183ZM252 22V21H251ZM251 22H250V24H251ZM257 22V21H256ZM46 23H49V22H46ZM82 23V24H81ZM95 23V22H94ZM137 23V22H136ZM149 23H150V21H149ZM164 23V22H163ZM163 23H161V24H163ZM165 23H166V21H165ZM164 23V24H165ZM174 23H175V20H174ZM258 23V22H257ZM41 24V23H40ZM80 24V25H79ZM79 27H81V28H79L78 26V29H82V26H83V22H79ZM91 24H93V23H91ZM98 24V23H97ZM142 24V23H141ZM145 23H143L142 25H144ZM163 24V25H164ZM179 24V23H178ZM189 24H191V22L189 23ZM188 24V27H190V25ZM194 24V23H193ZM198 24V23H197ZM243 24V23H242ZM253 25L254 24H256L255 22L254 23H252ZM44 25V24H43ZM43 25H41L42 27H43ZM82 25V26H81ZM140 25V24H139ZM159 25V24H158ZM167 25H168V22H167ZM167 25H164V26H167ZM170 25H171V23H170ZM195 25V24H194ZM252 25V26H253ZM262 24L260 23V26H261ZM99 26V25H98ZM141 26V25H140ZM145 26H146V24H145ZM150 26V25H149ZM161 26V25H160ZM179 26V25H178ZM187 26V25H186ZM196 26V25H195ZM228 26H230V28H232V33H233V37L232 38H228V39H232V44H227V42L226 41H224V35H225V33L227 34L228 32H226V31H228ZM142 27H144V26H142ZM154 27V26H153ZM159 27V26H158ZM168 27V26H167ZM170 27V26H169ZM172 27V26H171ZM170 27V28H171ZM173 27H175V28H179V27H177V25H176V23L173 25ZM181 27V26H180ZM39 28H41L40 26H39ZM38 28V29H39ZM44 28V27H43ZM43 28H41V29H43ZM89 29L90 27H84V29ZM92 28V27H91ZM95 28V27H94ZM97 28V27H96ZM147 28V27H146ZM150 28V27H149ZM155 28H156V25H155ZM163 28V27H162ZM187 28V27H186ZM186 28L184 29V28H182L181 27V29H183V30H186ZM192 27H190V29H191ZM195 28V27H194ZM229 28V29H230ZM76 29V28H75ZM74 29V31H72L73 33V37L74 36H77L76 38H78V34L77 33H79V32H81L80 30H75ZM86 29L84 30L85 32H88V31H86ZM154 29V28H153ZM172 29V28H171ZM189 28H187V30H188ZM189 29V30H190ZM193 29V28H192ZM147 30V29H146ZM152 30V29H151ZM150 30V31H151ZM163 30V29H162ZM165 30V29H164ZM176 30H179V29H176ZM175 30V31H176ZM186 30V32H188ZM246 30V29H245ZM257 30V29H256ZM77 31V32H76ZM82 31H83V29H82ZM82 32L81 34L82 35H88L89 33H85V32ZM92 31V29H90V31L89 32H91ZM97 31V30H96ZM102 31H103V28H102ZM155 31V30H154ZM175 31H173V32H175ZM179 31H182V30H179ZM178 31V32H179ZM231 31V30H230ZM229 31V32H230ZM251 31V30H250ZM1 32V31H0ZM66 32V31H65ZM76 32V34L74 35V33ZM99 32V31H98ZM106 33H107V31H105ZM110 32H109V34H110ZM162 32V31H161ZM182 32H184V31H182ZM31 33V32H30ZM94 32H92V34H93ZM103 33V32H102ZM163 33V32H162ZM166 33V32H165ZM168 33V32H167ZM191 33V32H190ZM231 33V32H230ZM252 33V32H251ZM51 34V33H50ZM91 34V35H92ZM159 34V33H158ZM157 34V35H158ZM179 34V33H178ZM189 34V33H188ZM248 34V33H247ZM255 34V33H254ZM1 35V34H0ZM2 35H3V33H2ZM68 35V34H67ZM103 35V34H102ZM151 35V34H150ZM152 35H153V33H152ZM155 35V34H154ZM163 35V34H162ZM168 35V34H167ZM173 35V34H172ZM177 35V34H176ZM187 35V34H186ZM249 35V34H248ZM80 34H79V38H80ZM97 36V33L94 35V37H96ZM104 36V35H103ZM164 37L166 36L165 34L163 35ZM255 36V35H254ZM258 36V35H257ZM2 36H0V38H1ZM68 37V36H67ZM88 37V36H87ZM90 37V36H89ZM91 37H93V35L91 36ZM93 37V38H94ZM116 37V36H115ZM116 37V38H117ZM154 37V36H153ZM152 37V38H153ZM159 37H161L162 38V36L161 35H159ZM181 37V36H180ZM187 37V36H186ZM228 37H229V35H228ZM252 37V36H251ZM256 37V36H255ZM25 38V40L27 39L26 37H24ZM78 38V40H81V39H79ZM81 38H82V40H83V37L81 36ZM98 38V37H97ZM96 38V39H97ZM119 38V37H118ZM149 38V37H148ZM156 38H158V37H156ZM155 38V39H156ZM167 38H168V36H167ZM173 38V37H172ZM195 38V37H194ZM193 38V39H194ZM74 39V38H73ZM72 39V40H73ZM92 39V38H91ZM100 40H98V41H100L101 43L102 42H104V40H106L107 42H104V43H112L111 41L109 42V40H108V38H106V39H102L103 41H101V37L99 38ZM120 39V38H119ZM154 39V38H153ZM173 39H175V38H173ZM28 40V39H27ZM26 40V41H27ZM63 40H65V39H63ZM72 40H70V41H72ZM78 40H76V42L78 41ZM87 40H89L90 41V39H87ZM124 40V39H123ZM122 40V41H123ZM130 40V41H131ZM164 40H166V39H164ZM1 41H3V39H1ZM5 41V40H4ZM3 41V42H4ZM8 41V40H7ZM22 41V40H21ZM66 41V40H65ZM64 41V42H65ZM88 41V46L90 45V42ZM262 41V40H261ZM63 42V43H64ZM91 42H94V40H91ZM191 42V43H190ZM192 42H195V43H192ZM29 44H31L32 42L31 41H29L28 42ZM27 43V44H28ZM72 43V42H71ZM95 43H96V41H95ZM95 43H94V45H95ZM104 43H102L101 45H103ZM196 43H199L200 44V46L201 47H199V46H197V47H193V45L194 44H196ZM203 43H206L207 45H203ZM230 43V42H229ZM27 44L25 45V44H23L24 45V47L26 46L27 47ZM28 44V45H29ZM56 44V43H55ZM66 44H67V46H68V43H65V46H66ZM70 44V43H69ZM73 44V43H72ZM80 44V43H79ZM98 44H99V42H98ZM1 45V44H0ZM75 45V44H74ZM77 45V44H76ZM93 45V44H92ZM100 45V46H101ZM105 45V44H104ZM144 45V46H145ZM262 45V44H261ZM6 46V45H5ZM4 46V47H5ZM49 46V45H48ZM64 46V45H63ZM70 46V45H69ZM87 46V47H88ZM91 46V45H90ZM96 46V45H95ZM147 46V45H146ZM17 47V46H16ZM25 47V48H26ZM33 47V46H32ZM105 47V46H104ZM106 47H107V49H108V47H109V45L107 46L106 45ZM116 46H113L112 44H111V46H110V50L112 51V49L111 48H115ZM149 47V46H148ZM264 47V46H263ZM35 48V47H34ZM41 48V47H40ZM43 48V47H42ZM46 48H48V47H46ZM63 48V47H62ZM49 49H50V47H49ZM101 49V48H100ZM100 49H98V50H100ZM16 50V49H15ZM26 50H27V48H26ZM31 50V49H30ZM29 50V51H30ZM32 50H34V49H32ZM38 50H40V49H38ZM45 50V49H44ZM103 50V49H102ZM35 51H37V50H35ZM47 51H49V50H47ZM1 52V51H0ZM17 52H18V50H17ZM27 52V51H26ZM25 52V53H26ZM51 52V51H50ZM4 53V52H3ZM19 53V52H18ZM40 53V52H39ZM49 53V52H48ZM47 53V54H48ZM57 53V52H56ZM7 54V53H6ZM22 54V53H21ZM32 54V53H31ZM45 54V53H44ZM50 54V53H49ZM54 54V53H53ZM26 54H24V56H25ZM46 55V54H45ZM57 55V54H56ZM85 55H87V54H85ZM84 55V56H85ZM98 55V54H97ZM108 55V54H107ZM19 56V55H18ZM22 57H23V55H21ZM34 56V55H33ZM32 56V57H33ZM101 56V55H100ZM99 56V57H100ZM166 56V55H165ZM170 56V57H169ZM27 58H28V56H26ZM52 57H54V56H52ZM69 57V56H68ZM94 57H95V55H94ZM93 57V58H94ZM97 57V56H96ZM106 57H109V56H106ZM64 58V60H65V58H67V57H63ZM86 58V57H85ZM35 58L33 57V60H34ZM36 59H37V57H36ZM42 59V57L40 58V59H38V60H41ZM55 59V58H54ZM89 59V58H88ZM88 59H87V61H88ZM109 59V58H108ZM112 59V58H111ZM4 60V59H3ZM12 60V59H11ZM10 60V61H11ZM14 60H15V58H14ZM30 60V59H29ZM43 60V59H42ZM41 60V62H43V63H45L44 61H42ZM50 60V59H49ZM63 60V61H64ZM83 59H81V61H82ZM90 60H92V56H91V58H90ZM32 61V60H31ZM35 61V60H34ZM62 61V62H63ZM68 61V60H67ZM70 61V60H69ZM107 61V60H106ZM65 62H66V60H65ZM65 62H63V65H64V63ZM82 62H84V61H82ZM86 62V61H85ZM90 62V61H89ZM242 62H244V61H242ZM14 63H16V60L14 61ZM14 63H12V61H11V64H14ZM34 63V62H33ZM42 63V64H43ZM94 63V62H93ZM92 63V64H93ZM30 64V63H29ZM42 64L40 63V62H36V63H34V65L35 66H32L31 64L30 65H28V66H32V76L31 75H29V76H27L28 74H26V72H22L21 70H23V68H21V70H19V72H20V74H18L19 72L17 71V74L12 70L11 72H14V74H15V76H17L18 77V82H17V84L19 83V80H21V82H22V84L21 85H23L24 86V91L23 92H28V93H30V95H32V96H30L29 95V97H33L35 100H36V96H38V94L37 95H35V97H34V93L33 92H31V90L33 89V88H38V86L41 84L39 81L41 80V79H43V78H41L40 79V74H41V72L42 71H40L39 72V70L41 69H44L43 68V66H42ZM48 64V63H47ZM59 64V63H58ZM66 64V63H65ZM80 64V63H79ZM77 65L78 67L81 65ZM84 64V63H83ZM86 64V66H89V64L87 65V63H85ZM85 64H84V66H85ZM96 64V63H95ZM107 64V63H106ZM213 64V65H214ZM222 64V63H221ZM246 64V63H245ZM248 64H250V63H248ZM15 65V64H14ZM18 65V64H17ZM55 65V64H54ZM68 65V64H67ZM255 65V64H254ZM59 66V65H58ZM62 66V65H61ZM82 66V65H81ZM83 66V67H84ZM99 66H100V64L98 65V69H100L99 68ZM126 66V65H125ZM128 66V65H127ZM216 66L217 65H215V67L214 68H216ZM221 66V65H220ZM22 67V66H21ZM40 68L37 72H34L33 70H34V68ZM44 67H46V65H44ZM51 67H52V65H51ZM56 66H54V68H55ZM60 67V66H59ZM59 67H56L57 69L59 68ZM90 67V66H89ZM92 67V66H91ZM94 67H96V66H94L93 65V68H91V69H94ZM103 66H101V69H103L102 68ZM129 67V66H128ZM150 67V66H149ZM155 67V66H154ZM212 67V66H211ZM211 67H209V69L211 68ZM218 67V66H217ZM243 67V66H242ZM255 67V66H254ZM260 67V66H259ZM263 67V66H262ZM29 68V67H28ZM31 68V67H30ZM36 68V69H37ZM62 68V67H61ZM213 68V67H212ZM222 68V67H221ZM225 68V67H224ZM246 68V67H245ZM11 69H13V66H12V68ZM18 69H20V68H18ZM46 70H47V67L45 68ZM51 69V68H50ZM56 69V70H57ZM72 69V68H71ZM70 69V70H71ZM75 69H76V66H75ZM80 69H82L81 67H80ZM86 69H87V67H86ZM97 69V70H98ZM170 69V68H169ZM217 69V68H216ZM30 70V69H29ZM45 70V72H48V71H46ZM59 70V69H58ZM84 70V69H83ZM95 70V69H94ZM219 70V69H218ZM54 71V70H53ZM62 71V70H61ZM73 71V70H72ZM126 71H127V73H129L128 71L129 70H127L126 69ZM125 71V72H126ZM171 71V70H170ZM170 71H169V73H168V71H167V75L168 74H171L170 73ZM173 72L174 71H176V68H175V70H172ZM171 71V72H172ZM222 71V70H221ZM252 71V70H251ZM10 72V73H11ZM59 74L58 75H60V74H62L61 72H59V71H57ZM68 72H70V71H68ZM77 72H80V71H78L77 70ZM76 72V73H77ZM154 72V71H153ZM189 72H191V71H189ZM214 72H215V70H214ZM9 73V74H10ZM80 73H82V72H80ZM89 73V72H88ZM254 73V72H253ZM8 74V75H9ZM44 74V73H43ZM75 74V73H74ZM146 74V73H145ZM147 74H149L148 72H147ZM174 74L175 73H173V76H174ZM225 74H226V72H225ZM255 74V73H254ZM48 75V74H47ZM57 75V76H58ZM65 75L66 74H62V78L63 77H65ZM89 75V74H88ZM92 75V74H91ZM152 75V74H151ZM166 75V74H165ZM193 75V74H192ZM219 75H220V73H219ZM222 75V74H221ZM220 75V76H221ZM11 76V75H10ZM46 76V75H45ZM53 76H56V75H53ZM56 76V77H57ZM67 76V75H66ZM169 77H173L172 75H168ZM176 76V75H175ZM197 76H198V74H197ZM253 76V75H252ZM256 76V75H255ZM12 77H14V75L12 74ZM11 77V78H12ZM42 77V76H41ZM47 77V76H46ZM59 78H60V76H58ZM70 77V76H69ZM72 77V76H71ZM74 77V76H73ZM106 76H104V78H105ZM139 76H137V78H138ZM166 77V76H165ZM219 77V76H218ZM217 77V78H218ZM223 77V76H222ZM227 77V76H226ZM11 78H9L11 81H13ZM14 78H16V77H14ZM67 78V77H66ZM65 78V79H66ZM224 78V77H223ZM252 78V77H251ZM57 81L59 80L58 78H55ZM64 79V78H63ZM68 79V78H67ZM66 79V80H67ZM93 79V78H92ZM260 79V78H259ZM259 79H253V80H259ZM62 80V79H61ZM69 80H71V78L69 79ZM72 80H73V83H71L72 82ZM71 81H70V85H73L75 82V80H74V78L72 79ZM96 80V79H95ZM119 80V79H118ZM175 80H177V79H175ZM217 80V79H216ZM219 80V79H218ZM9 81V80H8ZM97 81V80H96ZM139 81V82H138ZM149 81V80H148ZM148 81H147V83H148ZM170 81V80H169ZM172 81V80H171ZM190 81H192V80H190ZM263 81V80H262ZM262 81L260 82V83H262ZM10 82V81H9ZM42 82V81H41ZM58 82H60V80L58 81ZM57 82V83H58ZM77 82V81H76ZM82 82H83V80H82ZM95 82V81H94ZM93 82V83H94ZM151 82H152V80H151ZM173 82V81H172ZM193 82V81H192ZM191 82V83H192ZM215 82V81H214ZM249 82H250V84H249ZM16 83V82H15ZM45 82H42V84H44ZM56 83V84H57ZM61 83V85H62V82H60ZM69 83V82H68ZM89 83H92V81L91 82H89ZM120 83V84H121ZM221 83V82H220ZM41 84V85H42ZM78 84V83H77ZM98 84H100L99 82H98ZM258 84V83H257ZM40 85V86H41ZM59 86V84H58V87H59V89L58 90H60L62 87H64V88H69L68 86H63V85H66L65 83L62 85V86ZM68 85V84H67ZM219 85V84H218ZM19 86V85H18ZM47 86V85H46ZM45 86V87H46ZM77 86V85H76ZM100 86H101V84H100ZM56 85H55V89H56ZM151 87V86H150ZM101 88H102V86H101ZM47 89H49V87H47ZM54 89V90H55ZM71 89H72V86H71ZM73 89H74V87H73ZM88 89V88H87ZM99 89H100V87H99V85H97V82L96 83H94L92 86H91V88H90V92H88L89 94H90V97L89 98H91V94H92V98H91V100L88 98V100L90 101V104H89V102H88V104H89V107L88 108H86L87 109V113H86V116H85V118H83L84 117V115H83V113H81L82 115H80V117H82L83 118V120L79 117V115H76V116H74V117H72V114L73 113H68L69 115H71V116H69L70 118H71V121H72V123H71V121H69V117L67 118V112H65V116H66V118L68 119V121H69V123L71 124V125H68L67 123H68V121L67 120H62V118L63 117H61V116H59V118L61 117V120L62 121H67V123H65V124H63L62 126H60V124H59V127H62L63 128V130H62V132H63V134H58L57 132H55L54 130H52V129H48V130H44V127L42 128V129H38V133H35V135L33 134V136H32V141L31 142H28V146H31V147H28L29 149H27V147H25V148H23V149H26L25 151L26 152H28V153H26V154H29V150L30 149H32V150H30V154L29 155H31V159H29V162H32V161H40L41 162V164H43V166H44V168H38V169H41L42 171H43V175H45V174H47V175H51L52 177H55V178H53V179H56V173L57 174H59L57 171H56V169L57 168H59L60 167V165L62 164H64V162L66 161V160H64L63 158H62V154L64 153V152H70V151H72L71 149H73L72 147H68V142L70 143V141L72 142V141H74L73 143H71V144H73L74 145V143H78V145L79 146H81V144H85V141L87 140L86 138H88L87 136H86V138H84L85 136H81L80 134H82L81 132L83 131V132H85L86 130V127H87V129H88V126H90L91 127V129L93 130V129H96V130H99L100 132H101V130L103 129V126H100L99 124H98V122H100L101 123V121H106L104 118L105 117H108V116H105L106 115V113H111V112H104V107L106 106V103H108V100L106 99V98H101V96L99 97L97 94H98V91H99ZM22 90H23V87H22ZM22 90H21V92H22ZM44 90H46V89H44ZM57 90V89H56ZM62 90L63 89H61V92H62ZM76 89H74V91H75ZM89 90V89H88ZM36 91H38V89L36 90ZM48 91H50V89L48 90ZM67 91V90H66ZM70 91L71 90H69V92H65L66 94L68 93V94H70ZM120 91V90H119ZM122 91V92H123ZM52 93H53V95H55L54 97V99H55V102L57 101L59 104H61V102H63V101H65L66 99V94L63 92V93H60L59 92V95H58V97H56V95H57V93H55L54 94V92L53 91H51ZM50 92V93H51ZM121 92V93H122ZM166 92H168V91H165V94H166ZM27 93V94H28ZM46 93V92H45ZM49 93V92H48ZM85 93V95H86V93L87 92H84ZM171 93V92H170ZM174 94V93H173ZM40 95V94H39ZM161 95V94H160ZM169 95H171V94H169ZM18 96V95H17ZM157 96V95H156ZM40 97V96H39ZM48 97V96H47ZM68 97H71V96H69L68 95ZM87 97V96H86ZM17 98V97H16ZM19 98V97H18ZM17 98V99H18ZM52 98V97H51ZM64 98V99H63ZM124 98V97H123ZM164 98V97H163ZM53 99V100H54ZM83 99V98H82ZM103 99H105V100H103ZM165 99V98H164ZM93 100V104H91V101ZM114 100V99H113ZM117 100V99H116ZM49 101V100H48ZM68 101V100H67ZM1 102V101H0ZM36 102H38V100H36ZM35 102V103H36ZM120 102V101H119ZM35 103H34V101H33V99H32V104H34L35 105ZM45 103V105H46V103H47V101L46 102H44ZM64 103V102H63ZM62 103V104H63ZM2 104H3V102H2ZM49 104H50V106L51 105H53V106H56L57 107V103H55V105H54V103H52L51 101H49ZM81 104V103H80ZM85 104H87V103H85ZM87 104V105H88ZM110 104V103H109ZM262 104V103H261ZM4 105H5V103H4ZM28 105V104H27ZM63 105H65V104H63ZM83 105V104H82ZM87 105H86V107H87ZM91 105V106H90ZM112 105V104H111ZM0 106H1V103H0ZM5 107V106H4ZM8 107V106H7ZM46 107V106H45ZM44 107V110H47V108H45ZM56 107H55V110H57L56 109ZM58 107H59V105H58ZM63 107V106H62ZM78 107V106H77ZM77 107H74V108H76V111L78 112V114L80 113V111H78V109H77ZM81 107V106H80ZM79 107V108H80ZM264 107V106H263ZM27 108V107H26ZM29 108V107H28ZM54 107H52V109H53ZM60 108V107H59ZM84 109H85V107H83ZM51 109V108H50ZM61 109V108H60ZM72 109V108H71ZM3 110V109H2ZM5 110V109H4ZM3 110V111H4ZM38 110V109H37ZM54 110V109H53ZM54 110V111H55ZM114 110V109H113ZM2 111V112H3ZM70 111H72V110H70ZM75 111V112H76ZM85 111L86 110H84L83 112H84V114H85ZM124 111V110H123ZM6 112V111H5ZM48 112V111H47ZM74 112V111H73ZM75 112H74V114H75ZM76 112V113H77ZM125 112V111H124ZM43 113V112H42ZM42 113H41V115H42ZM53 112L52 111H50V114H52ZM104 113H105V115H104ZM262 113H264V112H262ZM4 114V113H3ZM6 114V113H5ZM123 114H125V113H123ZM44 115H46V117H47V114H44ZM61 115V114H60ZM108 115V114H107ZM50 116V115H49ZM52 116V115H51ZM120 116V115H119ZM126 116V117H127ZM42 117V116H41ZM124 118L123 119H125V115L123 116ZM16 118V117H15ZM58 118V117H57ZM114 118V117H113ZM122 118V117H121ZM238 118H240L239 120H237V121H235L234 122V119H238ZM40 119V118H39ZM43 119V118H42ZM53 118H49V120L51 121ZM56 119V118H55ZM65 119V118H64ZM80 119V120H79ZM120 119V118H119ZM229 119H233V122H229L230 120ZM20 120V122H21V119H19ZM48 120V121H49ZM54 120V119H53ZM113 120V119H112ZM126 120V119H125ZM124 120V121H125ZM126 120V121H127ZM47 121V123H49ZM56 121H59V120H57L56 119ZM55 121V122H56ZM107 121H109V120H107ZM117 121V120H116ZM3 122H5V121H3ZM41 122H44V121H41ZM40 122V123H41ZM110 122V121H109ZM113 122V121H112ZM118 122V121H117ZM15 123H18V124H23L24 123V121H22L21 123H19V122H15ZM14 123V124H15ZM35 123V122H34ZM39 122H37V124H38ZM40 123L38 124V125H40ZM59 123V122H58ZM57 123V124H58ZM62 123V122H61ZM108 123V122H107ZM107 123H105V124H107ZM18 124H15V125H18ZM50 124H53L52 126H51V128L52 127H54V122L52 123H50ZM102 124H104V123H102ZM138 124H140V123H138ZM1 125H3V123H1L0 124V126ZM32 125H34V124H32ZM49 125V124H48ZM47 125V126H48ZM116 125V124H115ZM118 125V124H117ZM122 125V124H121ZM141 125V126H142ZM5 126V125H4ZM4 126H3V128H4ZM41 126V125H40ZM39 126V127H40ZM107 126V125H106ZM114 126V125H113ZM123 126V125H122ZM138 126V125H137ZM140 126V125H139ZM169 126V127H168ZM9 127H11V126H9ZM18 127H19V125H18ZM50 127V126H49ZM59 127L57 128V129H59ZM95 127V128H94ZM109 127H111V126H109ZM118 127V126H117ZM162 127V126H161ZM2 128V129H3ZM20 128V127H19ZM37 128V127H36ZM116 128V127H115ZM136 128V127H135ZM11 129H12V127H11ZM146 129V128H145ZM31 130H32V128H31ZM34 130H36V129H34ZM42 130V132H40ZM85 130V131H84ZM106 130V129H105ZM113 130V129H112ZM127 130H129V129H127ZM133 130V129H132ZM3 131V130H2ZM2 131H0V132H2ZM37 131V130H36ZM35 131V132H36ZM89 131V130H88ZM107 131V130H106ZM105 131V132H106ZM149 131V130H148ZM147 131V132H148ZM158 131H160V129H158ZM15 132H16V130H15ZM29 132V131H28ZM33 131H31L30 133H32ZM92 132V131H91ZM94 132V131H93ZM107 133V132H106ZM109 133H111V132H109ZM108 133V134H109ZM113 133H114V131H113ZM119 133V132H118ZM132 133V132H131ZM133 133H135V132H133ZM150 133V132H149ZM27 134V133H26ZM123 134V133H122ZM157 134V133H156ZM156 134H154V135H156ZM32 135V134H31ZM86 135H90V134H86ZM96 135V134H95ZM111 135V134H110ZM109 135V136H110ZM117 135V134H116ZM148 135V134H147ZM147 135H146V137H147ZM153 135V136H154ZM1 136V135H0ZM21 137H22V135H20ZM30 136V135H29ZM81 136V137H80ZM98 136V135H97ZM106 136H107V134H106ZM129 136V135H128ZM128 136L126 137V138H128ZM150 136V135H149ZM21 137H20V139H21ZM26 137V136H25ZM91 138H92V136H90ZM112 137V135L109 137V138H111ZM116 137V136H115ZM120 138H121V136H119ZM123 137H124V134H123ZM122 137V138H123ZM145 137V138H146ZM151 137V139H152V136H150ZM85 140H84V139ZM97 138V137H96ZM121 138V139H122ZM130 138V137H129ZM147 138H149V137H147ZM256 138V137H255ZM258 138V137H257ZM0 139H1V137H0ZM4 139V138H3ZM19 139V140H20ZM30 140H31V137L29 138ZM93 139V138H92ZM120 139V141L118 140V139H116V141L114 140V142L113 143H111V147H112V149H111V147H108L107 145V143H105V145L109 148V149H111L110 150V153L113 155V157L115 158V160H116V163H120L121 161H122V158H124V156L122 157V155L123 154H121V156L120 157H122L121 158V161H119V159L117 158L118 157V155H119V153H121V152H123L122 150H123V148H125V147H127L128 146V143L127 142H125L124 141V139L123 140H121ZM150 139V138H149ZM261 139V138H260ZM5 140V139H4ZM3 140V141H4ZM91 140V139H90ZM89 138H88V143H89ZM106 140V139H105ZM108 140V139H107ZM118 140V141H117ZM8 141V143H10V144H12L13 145V143H11V142H9V140H7ZM6 140H5V142L4 143H6L7 142ZM12 141V140H11ZM24 141V143H26L28 140H23ZM76 141V142H75ZM112 141V140H111ZM147 141H149V140H147ZM86 142V143H87ZM90 142H92V140L90 141ZM108 142V141H107ZM258 142H260V140L258 141ZM18 143H19V141H18ZM23 143V142H22ZM93 143V142H92ZM131 143V142H130ZM133 143V142H132ZM261 143V142H260ZM259 143V144H260ZM263 143V142H262ZM3 144V143H2ZM7 144V143H6ZM19 144H21V142L19 143ZM29 144H31V145H29ZM103 144V143H102ZM7 145H9V144H7ZM6 145V146H7ZM18 145V144H17ZM23 145V144H22ZM87 145V144H86ZM85 145V146H86ZM105 145H103V146H105ZM131 145V144H130ZM143 145L141 146V147H143ZM1 146V145H0ZM14 146V145H13ZM133 146V145H132ZM261 146V145H260ZM20 147H24V146H19V147H17L16 146V148H18V149H16L17 151H21V153H24V152H22L23 151V149L21 150L20 149ZM68 147V148H67ZM76 147V146H75ZM88 147V146H87ZM100 147V149H101V146H99ZM98 147V148H99ZM134 147V146H133ZM3 148V147H2ZM102 148H104V147H102ZM108 148H107V150H108ZM144 148V149H145ZM264 148V147H263ZM15 149V148H14ZM20 149V150H19ZM126 149V148H125ZM140 149H143V148H140ZM16 150H15V152H16ZM28 150V151H27ZM78 150H80V149H78ZM77 150V151H78ZM107 150H105L104 149V152L106 151L107 152ZM82 151V150H81ZM95 151V150H94ZM75 152V151H74ZM74 152H72V153H74ZM80 152V151H79ZM98 152V151H97ZM96 152V153H97ZM100 152V151H99ZM102 152V151H101ZM224 152H225V154H224ZM17 153V152H16ZM103 153V152H102ZM101 153V154H102ZM126 153V152H125ZM6 154H8L7 152H5V154H3V155H5V157L3 156V155H0V157H3V158H7L8 156L6 155ZM14 154V153H13ZM71 154V153H70ZM105 154V153H104ZM109 154V153H108ZM187 154V155H186ZM210 154V155H211ZM221 154V155H222ZM21 155V154H20ZM23 155H25V154H23ZM148 155V154H147ZM155 155H156V157H155ZM220 155V156H221ZM7 156V157H6ZM95 156V158L97 157L96 156V154L95 155H92V157H94ZM106 156V157H105ZM144 156H145V154H143L142 155V157L144 158ZM152 156V157H153ZM190 156V155H189ZM188 156V157H189ZM212 156V155H211ZM214 156H216V153H215V155ZM218 156V155H217ZM227 156H228V154H227ZM12 157V156H11ZM25 157V156H24ZM72 157V156H71ZM98 157H102V156H98ZM105 157V158H104ZM112 156H110V155H104L102 158L105 160V162H104V166L105 165H108L109 163L110 164H112V165H110V166H116L115 165V160H113L112 158H111ZM195 157V156H194ZM199 157H201V156H199ZM203 157V156H202ZM222 157V156H221ZM10 158V157H9ZM9 158H8V161H9ZM21 158H22V156H21ZM66 158H69V156L67 157L66 156ZM65 158V159H66ZM73 158V157H72ZM79 158V157H78ZM90 158V157H89ZM142 158V159H143ZM148 158V157H147ZM190 158V157H189ZM197 158V157H196ZM209 158V157H208ZM218 157H216V159H217ZM11 160H12V158H10ZM23 159V158H22ZM74 159V158H73ZM72 159V160H73ZM76 159V158H75ZM80 159V158H79ZM149 159L151 160V158L149 157ZM179 159V160H178ZM200 159V163L202 162V166H204L203 164L205 163H203V161H201V158H199ZM226 159H227V157H226ZM26 160V159H25ZM28 160V159H27ZM82 160V159H81ZM92 160H93V158H92ZM97 160H98V158H97ZM102 160V159H101ZM117 160H118V162H117ZM205 160V159H204ZM217 160H219V159H217ZM3 162V163H6V162H4L2 159H0V162ZM74 161V160H73ZM78 161H80V160H78ZM142 161V160H141ZM152 161V160H151ZM196 161H197V159H196ZM228 161V160H227ZM226 161V162H227ZM12 162V161H11ZM75 162V161H74ZM90 162H92V161H90ZM97 162H99V161H96V163ZM154 162V161H153ZM188 162V161H187ZM211 162V161H210ZM215 162H217V161H215ZM221 161H219V163H220ZM225 162V161H224ZM36 163V162H35ZM71 163V162H70ZM85 163H87V162H85ZM99 163H101V162H99ZM143 163H145L144 162V160H143V162H141V164H143ZM194 163H196V162H194ZM37 164H38V162H37ZM91 164H93V162L91 163ZM91 164H88L87 166H89L90 165V167L92 166ZM98 164V163H97ZM137 164H140V163H137ZM140 164V165H141ZM154 164V163H153ZM190 164V163H189ZM197 164V163H196ZM206 164V163H205ZM222 164V163H221ZM5 165V167L3 168V166ZM14 165H15V163H14ZM73 165L74 164H72V167H73ZM75 165H79L78 163L76 164L75 163ZM158 165V164H157ZM192 165H194L193 163H192ZM209 165H211V164H209ZM226 165H228V164H226ZM225 165V166H226ZM3 166L1 165V167H0V177H2V178H4V177H9L11 174V171L12 170H10V168H8L10 165H9V163L7 162L6 164H3ZM22 167L24 166L25 168H23V169H26V166L25 165H21ZM41 166V165H40ZM39 166V167H40ZM70 166V165H69ZM81 166H82V164H81ZM94 166V165H93ZM96 166H98V165H96ZM102 166H103V163H102ZM103 166V167H104ZM144 166V165H143ZM154 166L156 167V165L154 164ZM154 166H152L151 167V170H152V168L154 167ZM28 167V166H27ZM29 167H31V166H29ZM36 167V166H35ZM42 167V166H41ZM64 167V166H63ZM102 167V168H103ZM117 167V166H116ZM145 167V166H144ZM144 167H142V169H145ZM201 167V166H200ZM205 167V166H204ZM204 167H202L203 169H204ZM212 167H213V164H212ZM211 167V168H212ZM215 167V166H214ZM3 168V169H2ZM66 168V167H65ZM82 169H83V166L81 167ZM85 169H86V167H84ZM92 168V167H91ZM99 168H101V167H99ZM107 168L108 169H110V167H108L107 166ZM114 169H115V167H113ZM113 168L111 169V171H113ZM194 168H195V166H194ZM197 168V167H196ZM206 168V167H205ZM211 168H210V170H211ZM223 168H224V166H223ZM22 169V168H21ZM29 169V168H28ZM44 169V170H43ZM62 169V168H61ZM72 168H69V170H71ZM84 169V170H85ZM107 169V170H108ZM199 169V168H198ZM209 169V168H208ZM17 170V169H16ZM32 169L30 168V170H28V171H26V172H29V171H31ZM34 170V169H33ZM65 170V169H64ZM64 170H61V173H62V171H64ZM73 170V169H72ZM75 170V169H74ZM78 170V169H77ZM81 170V169H80ZM101 170V169H100ZM106 170V169H105ZM139 170H140V168H139ZM138 170V171H139ZM201 170V169H200ZM207 170V169H206ZM209 170V171H210ZM216 170V169H215ZM229 170V169H228ZM21 171V170H20ZM79 171V170H78ZM86 171H88V169H86ZM109 171V170H108ZM111 171H109L108 173H110ZM141 171V170H140ZM143 171V170H142ZM145 172V174H149V172ZM203 171H205V169L203 170ZM229 171H231V170H229ZM13 172V171H12ZM22 172V171H21ZM59 172H60V168H59ZM65 172V171H64ZM84 172V171H83ZM89 172V171H88ZM88 172H87V174H88ZM97 171H94V174L96 173ZM114 172V171H113ZM196 172V171H195ZM194 172V173H195ZM36 173V174H35ZM38 173V171L37 172H35L34 171V173L33 174H35V175H37L36 177H39V178H41V176L39 175V174H41V173H39V174H37ZM141 173V172H140ZM139 173V174H140ZM200 173L202 174V172L200 171ZM207 173V172H206ZM211 173H214V172H211ZM19 174H20V172H19ZM26 174V173H25ZM63 174V173H62ZM59 175V177L60 176H63V175ZM65 174V173H64ZM82 174V173H81ZM90 174V173H89ZM102 174V173H101ZM100 174V175H101ZM144 174V175H145ZM201 174H197L198 175V177L199 176H201ZM18 175V174H17ZM35 175H32V174H30V176H32V177H30L31 178V181H35V179H34V177L33 176H35ZM42 175V176H43ZM55 175V176H54ZM70 175V176H69ZM68 176L71 178H68V180H66V179H63V180H59V179H57V180H59V181H62V182H65V183H67V182H69V183H67L66 185H69L70 184V182H72L71 184H70V186L73 184V185H75L74 187L77 189L78 187L80 188V189H82V186L84 187V186H86L85 185V182H86V175L85 176H81L80 175V173L78 174V173H74V174H69ZM83 175V174H82ZM108 175V174H107ZM143 175V176H144ZM214 175H215V173H214ZM219 175V174H218ZM228 175V174H227ZM230 175V174H229ZM228 175V176H229ZM15 176V175H14ZM22 176V175H21ZM26 176H28L27 174H26ZM67 176V175H66ZM67 176V177H68ZM194 176V175H193ZM203 176H205V174L203 175ZM210 176H211V174H210ZM210 176H209V179H210ZM44 178L46 177V175L45 176H43ZM49 178H50V176H48ZM47 177V178H48ZM58 177V176H57ZM66 177V178H67ZM92 177H93V175H92ZM91 177V178H92ZM101 177H103V176H101ZM100 177V178H101ZM147 177H149V176H147ZM207 177V176H206ZM260 178V179H258V178ZM1 178V179H2ZM9 178H12V177H9ZM14 178V177H13ZM18 178V177H17ZM19 178H21L20 176H19ZM23 178V177H22ZM26 178V177H25ZM28 178L29 177H27V179H26V181L28 180ZM32 178H33V180H32ZM49 178H48V181H49ZM100 178H99V180L98 181H100ZM134 178V177H133ZM142 178V177H141ZM141 178H139V179H141ZM200 178H202V177H200ZM213 179H214V177H212ZM228 178V177H227ZM15 179H16V176H15ZM70 179V180H69ZM98 179V178H97ZM102 179H104V178H102ZM138 179V178H137ZM146 178H144L143 180H145ZM23 180V179H22ZM45 180H47V179H45ZM50 180H51V178H50ZM89 180V179H88ZM130 180H131V178H130ZM135 180V182L137 181L136 179H134ZM142 180V179H141ZM141 180L139 181L140 182V184H141ZM215 180L217 181V179L215 178ZM1 181H3L2 183H4V180H1ZM29 181H30V179H29ZM40 181H42V180H40ZM47 181V182H48ZM58 181V182H59ZM203 181H204V179H203ZM206 181V180H205ZM213 181V180H212ZM216 181H213V183H216ZM227 181H232L231 180V178H228V180ZM22 182V181H21ZM44 181H42V183H43ZM51 182V181H50ZM49 182V183H50ZM88 182V181H87ZM104 182L106 183L107 181H105L104 180ZM134 182V181H133ZM10 183V182H9ZM28 183V181L26 182V184ZM45 183V182H44ZM60 183V182H59ZM65 183H61L62 185H60V189L59 188H57V187H55V189L56 190H61L62 189V191H63V188L64 189H68L67 191L68 192H70V189L74 192V190H73V185H72V187L73 188H71L70 186H69V188H67L66 187V185H65ZM98 183V182H97ZM101 182H99V184H100ZM138 183V182H137ZM143 183V182H142ZM217 183H219L218 181H217ZM216 183V184H217ZM232 183V182H231ZM231 183H229L228 184V187H230L229 185L231 184ZM11 184V183H10ZM9 184V185H10ZM93 185H95V183H92ZM112 184H114V183H112ZM134 184V183H133ZM205 184V183H204ZM215 184V185H216ZM226 184V183H225ZM21 185H22V183H21ZM43 185V184H42ZM48 184H44V186H47ZM53 185V184H52ZM93 185H92V190L94 189L95 190V187H93ZM100 185H102V184H100ZM136 185V186H137ZM145 185V186H146ZM210 185V184H209ZM49 186V185H48ZM108 186V185H107ZM117 186V185H116ZM127 186V185H126ZM205 186V185H204ZM59 187V186H58ZM89 187V186H88ZM102 187V186H101ZM114 187V185L113 186H108V188H106V186H105V189H107L108 191H110L109 190V188H113ZM118 188H119V186H117ZM129 187V186H128ZM211 187H212V185H211ZM261 187V186H260ZM53 188V187H52ZM74 188V189H75ZM78 188V189H79ZM97 188V187H96ZM54 189V188H53ZM99 189V188H98ZM104 189V188H103ZM104 189V190H105ZM127 189V188H126ZM144 189H145V191H144ZM211 189V188H210ZM210 189L208 188V194H209V192H210ZM215 188H213V190H214ZM228 189V188H227ZM258 189H260V188H258ZM66 190H64L65 191V193H66ZM84 190V189H83ZM91 189H88V191L91 193V191H92ZM93 190V191H94ZM113 190V189H112ZM128 190V189H127ZM143 190V191H142ZM212 190V189H211ZM262 190H264L263 188H262ZM61 191V192H62ZM72 191H71V193H72ZM93 191H92V193H93ZM95 191H97V190H95ZM94 191V192H95ZM101 191H102V189H101ZM129 192H130V190H128ZM261 191V190H260ZM58 193H60L59 191H57ZM56 192V193H57ZM83 192V191H82ZM105 192V191H104ZM111 192V191H110ZM110 192H108V194H110ZM212 192V191H211ZM51 193V192H50ZM50 193H48V194H50ZM63 193V192H62ZM61 193V194H62ZM98 193V192H97ZM107 193V192H106ZM248 193V192H247ZM47 194V195H48ZM54 194H55V192H52V194L51 195H49V196H53V199L51 200L50 199V201H51V203H52V205H53V207H52V209L54 208V206L57 208V209H54L55 211L54 212H57V213H55V214H57V217L59 218V216H60V218L62 219V217H63V214H61V213H64V214H66V213H68V211H66L65 210V208L68 206H66L65 205V201L64 202H62L61 200H62V198H61V200L59 199V197H57L56 198V195L54 196ZM68 194V193H67ZM78 193H76L74 196L72 195V197H71V195L69 196V197H71V200L69 199V197H68V200H70V201H72V202H74L73 200H75V196L77 195ZM80 194V193H79ZM78 194V195H79ZM104 194V193H103ZM201 194V195H200ZM214 194V193H213ZM216 194V197H219V195H218V192L217 193H215ZM236 194V193H235ZM256 194V193H255ZM65 195V194H64ZM77 195V196H78ZM86 195V194H85ZM88 195V194H87ZM104 195H106V194H104ZM210 195V194H209ZM218 195V196H217ZM221 195V194H220ZM263 195H264V193H263ZM76 196V197H77ZM82 196H84V195H82ZM126 196V195H125ZM233 196H234V193H233ZM256 196V195H255ZM73 197H74V199H73ZM79 197V196H78ZM101 197V196H100ZM99 197V198H100ZM102 197H104V196H102ZM215 196H214V198H216ZM237 197V198H238ZM44 198H47V197H44ZM55 198V199H54ZM82 198H84V197H82ZM241 198H242V196H241ZM253 198H255V197H253ZM67 199V198H66ZM242 199H244V198H242ZM44 200V199H43ZM43 200H41V202H40V204H42L43 203ZM64 200V199H63ZM67 200V201H68ZM85 200V199H84ZM252 200V199H251ZM70 201H68L69 203H72V202H70ZM92 201V202H91ZM238 201V200H237ZM239 201H240V199H239ZM238 201V202H239ZM243 201V200H242ZM246 201V200H245ZM245 201H243V202H245ZM256 201V200H255ZM38 201H36L35 202V204L34 205H36V203H37ZM44 203H45V201H44ZM77 203H78V201H77ZM79 203H81L80 201H79ZM220 203V202H219ZM241 203V202H240ZM47 204H49V202H47ZM46 204V205H47ZM82 204V203H81ZM83 204V205H84ZM242 204V203H241ZM244 204V203H243ZM262 204V203H261ZM2 205V204H1ZM261 206V205H260ZM6 207V206H5ZM74 207H76V205L75 206H73V208H72V212H74V214L75 213H77V212H75V210L77 211V210H79L77 207H76V209L74 208ZM85 208H86V206H84ZM209 207V206H208ZM227 207V206H226ZM36 208H38V205H37V207ZM210 208V207H209ZM233 208V207H232ZM73 209H74V211H73ZM83 210H84V208H82ZM263 209H264V206H263ZM27 210H29V209H27ZM40 210V207L37 209V212H36V214L37 213H39L38 211ZM44 210H46V209H44ZM43 210V211H44ZM71 210V209H70ZM7 211V210H6ZM4 212V213H7V212ZM21 211H23V209L21 210ZM25 211V210H24ZM23 211V212H24ZM80 211V210H79ZM85 211V210H84ZM9 212V211H8ZM13 212H15V211H13ZM27 212V211H26ZM26 212L23 214V215H25V216H23L22 215V213H21V217H19L22 221L25 219V218H27L28 216L26 215ZM40 212H42L41 210H40ZM54 212L52 213V214H54ZM70 212V211H69ZM203 212V211H202ZM3 213V212H2ZM2 213L0 214V216L2 215ZM28 213V212H27ZM35 213V212H34ZM34 213H32V214H34ZM79 214L81 213V212H78ZM77 213V214H78ZM154 213V214H153ZM8 214V213H7ZM10 214V213H9ZM11 214H13V213H11ZM17 214H19V213H17ZM29 215H31V213H30V210H29V213H28ZM40 214V213H39ZM39 214H37L38 215V219H37V221L39 220V221H44V223L46 222V221H48V224L47 223H45L46 225H49V223H53V225H55V224H57V223H59V222H56L57 220H58V218L56 217V215H54L55 217H56V221H55V219L54 220H51V219H53V218H46L48 215H46V213H45V215L46 216H44V214L42 215H39ZM47 214H49V212L47 213ZM82 214V213H81ZM4 215V214H3ZM2 215V216H3ZM6 215V214H5ZM3 216V218H2V216L0 217V220L2 221V223L4 222V220H6V221H8V215L7 216ZM14 215V214H13ZM12 215V216H13ZM35 215V214H34ZM62 215V216H61ZM204 215H205V213H204ZM11 216V215H10ZM15 216V215H14ZM22 216H23V219H22ZM27 216V217H26ZM39 216H41V217H39ZM200 216H203V215H200ZM5 217H7L6 219H5ZM25 217V218H24ZM30 217V216H29ZM33 217V216H32ZM32 217H30V219L32 218ZM35 217V219H36V215L34 216ZM34 217L32 218V221L34 220ZM13 218V217H12ZM17 218V216H15L14 217V219L15 220H18V219H16ZM40 218V219H39ZM68 218L70 219V217H66L65 219H67L68 220ZM259 218V217H258ZM257 218V219H258ZM13 219V220H14ZM19 219V220H20ZM30 219H29V221H30ZM47 219V220H46ZM49 219V220H48ZM70 219V220H71ZM169 219H171L170 218V216L168 217V220ZM180 219H182V218H180ZM260 219H261V217H260ZM20 220V221H21ZM26 221H27V219H25ZM24 220V222H26ZM60 220V219H59ZM58 220V221H59ZM62 220H64V219H62ZM62 220H60V222H62L63 224H64V221H62ZM66 220V221H67ZM162 220V219H161ZM236 220H238V219H236ZM259 220V219H258ZM1 221H0V223H1ZM12 221V220H11ZM32 221H30V222H32ZM170 221V220H169ZM172 221H175V220H172ZM172 221H170V222H172ZM179 221V220H178ZM239 221V220H238ZM238 221H236V222H238ZM243 221V220H242ZM35 222V221H34ZM236 222H235V220H234V222H232V230H230L229 228H227V230L225 231H222V232H224V234H220V236L222 235V237H220L219 239L220 240H222V245H217L216 243H213V246L212 247H209V249H211V251H212V254H213V258L212 257H210L211 258V261H212V259H214V257H215V255H214V253L215 252H217V251H220L218 254H217V256L215 257V259L212 261V262H214L215 264H217V259L216 258H220L221 256L223 257V256H226L225 257V259H227L228 257L227 256H229L228 254H226V253H229L228 251H223V249H222V247L223 248H229L230 247V245L232 244V251H231V254H230V259L229 260H227V261H223L222 260V262L224 263V264H264V237L261 235L260 236V238L262 237V240L260 241L261 242V244H258V246H255L256 247V252H255V254L254 253H252L250 256H248V257H246V254H248V253H246L245 255H240L241 254V251L238 249V248H236V247H234V245L236 244V239H235V237H234V232H236L235 230H236V228L238 229V227H240L239 225H240V221L238 222L239 223V225L237 226V224H236ZM256 222V221H255ZM1 223V224H2ZM26 223H28V222H26ZM38 223V222H37ZM41 223V222H40ZM43 223V224H44ZM67 223H71L69 220L65 223V225L67 224ZM231 223V222H230ZM261 223V222H260ZM259 223V225H262V224H260ZM31 225H32V223H30ZM72 224V223H71ZM176 224V223H175ZM3 226L4 225H6V224H2ZM10 225H11V223H10ZM34 225H36L35 223H34ZM45 225V226H46ZM165 225V224H164ZM169 225V224H168ZM168 225H167V227H168ZM3 226H1V229L0 230H2V231H0V233L2 232V233H4L5 232V230L7 231V229H11V228H8V226H7V228H5V227H3ZM12 226V225H11ZM40 226V228H42L44 225H42V227H41V225H39ZM51 226V225H50ZM56 227H55V230L54 229H52L51 230V228L50 229H47L46 227H44V230H45V228H46V232H47V230H48V232L51 230L52 232L51 233H54L55 231H56V234L58 235L59 233L57 232V231H59L60 229H62L63 228V226L64 225H60L61 226V228H60V226L57 224V225H55ZM77 226H78V228H77ZM174 226V225H173ZM242 226V225H241ZM258 226V225H257ZM35 227V226H34ZM38 227V226H37ZM52 227V226H51ZM66 227H69L68 225H66ZM65 226H64V228L65 229H67ZM70 227H72L71 225H70ZM175 227V226H174ZM5 228V230H4V232H3V229ZM39 228V227H38ZM52 228H54V227H52ZM58 228H59V230H58ZM178 228V227H177ZM224 228V227H223ZM263 228V227H262ZM262 228H261V226H260V228H259V226H258V230L260 229V230H262ZM57 229V230H56ZM73 229V230H72ZM169 229V228H168ZM42 230H43V228H42ZM43 230V231H44ZM53 230H54V232H53ZM62 230H64V229H62ZM72 230V231H71ZM221 230H222V228H221ZM239 231H240V229H238ZM242 230V229H241ZM66 231H68V230H66ZM166 231V230H165ZM164 231V232H165ZM168 231V230H167ZM8 232V231H7ZM7 232L6 233H4L5 235H7ZM60 232V231H59ZM170 232V231H169ZM260 232H263V230L262 231H260ZM259 232V233H260ZM1 233V234H2ZM50 233V232H49ZM166 233V232H165ZM258 233V234H259ZM0 234V235H1ZM4 234L3 235H1V236H4ZM55 234V233H54ZM167 234V233H166ZM252 234H253V232H252ZM52 235V234H51ZM56 235V236H57ZM60 235V234H59ZM58 235V236H59ZM67 235V236H66ZM73 235V234H72ZM218 235H219V233H218ZM11 236H14V235H11ZM159 236H161V238L159 237ZM258 236V235H257ZM49 237H52V236H49ZM48 237V238H49ZM60 237V236H59ZM217 237V236H216ZM56 238V237H55ZM61 238H62V236H61ZM215 238V237H214ZM241 238V237H240ZM259 238V239H260ZM0 239H2V238H0ZM44 239V238H43ZM212 239V238H211ZM248 239H250L249 238V236H248ZM252 239H254V238H252ZM41 240V239H40ZM39 240V241H40ZM46 240V239H45ZM48 240V239H47ZM51 241H52V239H50ZM56 240V242H57V239H55ZM75 240V239H74ZM251 240V239H250ZM43 241V240H42ZM54 241V240H53ZM242 241H243V239H242ZM241 241V242H242ZM46 242V241H45ZM48 242V241H47ZM69 242L71 243V241L69 240ZM77 242V243H76ZM213 242H215V240L213 241ZM219 242V241H218ZM217 242V243H218ZM0 243H2V242H0ZM63 243V242H62ZM65 243H67V242H65ZM70 243H68V244H70ZM256 243H258L257 241H256ZM42 244V242L40 243V245ZM43 244H44V246H40L39 245V243L38 244H36V242H35V244L34 245H37V247L32 251V254H33V260L35 259H39L42 255L44 256V254H43V252H47V254L48 253H51V250H50V248H51V246L50 247H48V244L46 245L44 242H43ZM51 244H52V242H51ZM64 244V243H63ZM74 244H72L71 243V245H74ZM217 246H216V245ZM220 244V243H219ZM239 244V243H238ZM245 244V243H244ZM249 244V243H248ZM1 245V244H0ZM32 245V244H31ZM140 245V244H139ZM157 245H158V243H157ZM156 245V246H157ZM247 245V244H246ZM33 246V245H32ZM38 246H40V247H38ZM55 246H59V247H55ZM63 246H64V248H66V249H64L63 248ZM250 246V245H249ZM259 246H261L260 247V249L257 251V247H259ZM1 247V246H0ZM52 247H53V244H52ZM127 247H130V246H127ZM132 247H134L133 245H132ZM131 247V248H132ZM30 248V247H29ZM56 248V249H55ZM121 249V250H119V249ZM130 248V249H131ZM137 248H138V246H137ZM136 248V249H137ZM163 248V247H162ZM14 249H16V248H14ZM23 249H25L24 247L22 248V251H23ZM31 249H33V248H31ZM43 249L45 250V251H43ZM129 248H126V250L124 249V251L126 252V251H129L128 250ZM134 249V248H133ZM133 249H131L130 251H132L133 252ZM150 249H152V248H150ZM156 249H159V246H158V248H156ZM155 249V250H156ZM182 248H179L178 250L180 251ZM184 249V248H183ZM234 249V250H233ZM253 249V248H252ZM10 250V249H9ZM16 250H19L18 248L16 249ZM27 250V249H26ZM25 250V251H26ZM58 250V251H59ZM145 249H143V251H144ZM154 250V251H155ZM160 250V249H159ZM174 250V249H173ZM187 249H185V251H186ZM229 250V249H228ZM241 250H243V249H241ZM28 251V250H27ZM27 251H26V253H27ZM53 251V250H52ZM53 251V252H54ZM55 251V252H56ZM142 251V252H143ZM161 251V250H160ZM168 251V250H167ZM182 251V254L184 253V250H181ZM200 251V250H199ZM210 251V250H209ZM230 251V250H229ZM244 251V250H243ZM254 251V250H253ZM10 252V251H9ZM24 252V251H23ZM29 252H30V250H29ZM28 252V253H29ZM60 252H57V253H59L60 254ZM66 252V253H65ZM149 254L151 255V250H149ZM152 252H153V249H152ZM189 252V251H188ZM208 252V251H207ZM225 254H224V253ZM11 253V252H10ZM21 253V252H20ZM131 253V252H130ZM147 253H148V250H147ZM156 253V255H158V253L159 252H155ZM166 253V252H165ZM171 253V252H170ZM181 253V252H180ZM198 253V252H197ZM197 253H196V255H197ZM245 253V252H244ZM14 254V253H13ZM13 254H11V255H13ZM22 254V253H21ZM25 254V253H24ZM30 254V253H29ZM101 254H103V257H101ZM119 254H120V257H119ZM142 254V253H141ZM144 254H145V252H144ZM144 254H143V257H144ZM160 254V253H159ZM164 254V253H163ZM167 254V253H166ZM173 254V253H172ZM184 254H186V253H184ZM183 254V255H184ZM190 254H193V253H190ZM190 254H189V256H190ZM224 254V255H223ZM243 254V253H242ZM10 255V256H11ZM45 255H46V253H45ZM53 255H54V253H53ZM126 255V254H125ZM137 255V254H136ZM138 255H140V254H138ZM162 255V254H161ZM175 255V254H174ZM177 255V254H176ZM187 255L188 254H186L185 256H180L179 257V259H175V257H172V258H165V260H163L164 259V257H163V259L161 258V257H159V258H154V260L152 261L151 259H149L150 261H148L147 259H146V257H144L145 258V263L143 262L142 264H177L178 263V261H180V262H184L185 261V263L184 264H194V260L195 259H193L191 256H190V258H192V259H190V258H186L187 257ZM195 255V254H194ZM236 255H240V256H236ZM47 256V255H46ZM56 257H57V255H55ZM108 256H110L109 258H108ZM127 256V255H126ZM152 256V255H151ZM160 256V255H159ZM168 256H170L169 254H168ZM257 257V256H260L261 257V259H259V260H254V262H248V261H250L251 259H255L254 257ZM13 257V256H12ZM51 257H52V255H51ZM104 257H107L106 259L104 258ZM131 257H132V255H131ZM135 257V256H134ZM138 257V256H137ZM208 257V256H207ZM238 258V260L236 261H234L233 259L234 258ZM16 258V257H15ZM44 258H46V257H44ZM49 258H50V256H49ZM48 258V261L49 260H51V259H49ZM59 258V257H58ZM133 258V257H132ZM141 259H142V261H143V258L142 257H140ZM224 258V257H223ZM29 259H32V258H29ZM42 258H40L39 260H37L38 262L41 260ZM52 259H53V257H52ZM69 259V258H68ZM102 259V260H101ZM131 259V258H130ZM136 259V257L134 258V260ZM140 259V260H141ZM10 260H11V258H10ZM13 260H15L14 258H13ZM44 260V259H43ZM57 260V259H56ZM55 260V261H56ZM59 260V259H58ZM61 260V259H60ZM59 260V261H60ZM140 260L138 261V259H137V261H136V264L138 263V262H140ZM147 260V261H146ZM178 260V261H177ZM201 260V259H200ZM209 261H210V259H208ZM18 261L20 262V260L18 259ZM17 261V262H18ZM22 261H24V260H22ZM46 261V260H45ZM54 261V260H53ZM75 261H77V263H75ZM104 261H102V262H104ZM131 261V260H130ZM129 261V262H130ZM187 261V262H186ZM204 261V260H203ZM206 262H208L207 260H205ZM233 261V262H232ZM16 261H14V262H12V263H15ZM25 262V261H24ZM40 262H42V261H40ZM68 262H69V260H68ZM85 262V263H84ZM106 262L104 263V264H106ZM127 262V264H128V261H126ZM198 262V261H197ZM200 262V261H199ZM205 262V263H206ZM220 262V261H219ZM22 263V262H21ZM26 263V262H25ZM47 263V262H46ZM50 263V262H49ZM58 263V262H57ZM63 264H64V261L62 262ZM61 262L59 263V264H62ZM72 263V264H73ZM121 263V262H120ZM10 264V263H9ZM15 264H17V263H15ZM27 264V263H26ZM71 264V263H70ZM101 264V263H100ZM122 264V263H121ZM201 264V263H200ZM203 264V263H202ZM208 264V263H207Z\"/></svg>",
	"mask_w": 264,
	"mask_h": 264
},
{
	"label": "clouds",
	"instance_id": "3",
	"mask_svg": "<svg viewBox=\"0 0 264 264\" xmlns=\"http://www.w3.org/2000/svg\"><path fill=\"white\" fill-rule=\"evenodd\" d=\"M237 175H238L237 173L233 172L230 174V178L235 179L237 177Z\"/></svg>",
	"mask_w": 264,
	"mask_h": 264
}]
</instances>
